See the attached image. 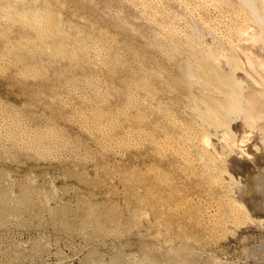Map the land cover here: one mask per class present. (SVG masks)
Segmentation results:
<instances>
[{"label":"rangeland","instance_id":"obj_1","mask_svg":"<svg viewBox=\"0 0 264 264\" xmlns=\"http://www.w3.org/2000/svg\"><path fill=\"white\" fill-rule=\"evenodd\" d=\"M13 1L16 0H0V11H1L0 15L2 16L3 19H5V20L0 19V22L2 21L3 23V24L0 23V27L1 25L7 27L9 24L13 23L11 24V26L9 25L10 27L9 26L7 27L8 29L10 28L8 30L10 31V33L6 31L7 28H5L6 29L5 31L3 26L0 28V32H1L0 38H3L2 36L5 35L9 36V37L5 36L3 38L5 41H3V39H0V52H1L0 55L2 54V56H0V58L2 59V60L0 59V73H1L0 75V178H1L0 191L2 190L0 195L5 196L4 198L3 196H0V204H1L0 205V264H149V263L150 264H179V263L180 264H264V207L263 209H261V206H264L263 205L264 201L262 200L264 198L263 195L264 191L261 192L258 189V188H260V190L264 189L263 187L264 185H260V184H264L261 183L262 181H264L263 179L264 166L257 169L256 168L250 169L249 166V164L251 165V163L255 161L257 157H260L261 155L260 147L262 146V144L260 143V139L258 140V137L256 136L257 134L255 135L253 133H249L246 127L247 122L250 123L253 117L264 115V22L258 19V18L264 19V0H37V1L35 0L37 3L36 2L34 3V0L33 3L31 2L32 0H28V1L22 0L24 2L18 0L17 2L12 3ZM247 1H249L250 4H248ZM21 4L23 5V7L21 6ZM8 8L11 10H8ZM32 8L34 9L32 10ZM13 9L14 11H12ZM28 9L31 16L29 15ZM22 11L24 14L23 17L22 15H20ZM33 11L35 12V14ZM40 11H42L43 14L40 13ZM53 11L56 12L55 13L56 15L54 14V16L52 15L54 13ZM4 12L6 13L3 14L4 15L3 16L2 13ZM16 12L17 14L15 16L12 15L13 13L15 14ZM57 13L60 14L61 17H59ZM7 14H9L8 15L9 16L8 18H10L9 20H7L8 19L6 16ZM41 16L42 17L44 16L43 22L40 20L42 19ZM19 17L22 18L20 19ZM80 17L81 18L83 17V21H79L82 20ZM23 18L24 20H22ZM49 18L51 20H49ZM54 19L57 23L54 21ZM61 19L62 20L64 19L66 24L65 23L62 24ZM84 19H86L85 20L86 24L84 23ZM17 20H20L18 22L21 23L19 24ZM57 20L59 21L61 20L60 23ZM9 21L12 22L10 23ZM13 21H15L16 25H14L15 23ZM47 21H49V24L52 21L51 22L52 26L51 24L49 26V24H47L48 23ZM54 23L55 25H58L56 30L58 34H56V32L53 31L54 29L53 30L51 29V27L53 28ZM70 23L72 24L70 25ZM22 24H24V27H22L23 26ZM26 25H28V27ZM59 26L60 28H63L64 26V28L61 30ZM28 28L30 31H34V33L30 32ZM65 29L67 30V32ZM63 30H65V33ZM235 30H237L238 32ZM52 31L55 33H53ZM70 31L72 33H70ZM3 32L5 35L2 34ZM40 32L41 35L39 34ZM50 32L53 33V37ZM61 32L63 34L59 35L61 34ZM76 33L77 35L79 34L78 37L75 36ZM65 34L68 37V38L66 37L68 41L64 40L66 39ZM68 35L69 36L72 35L74 38L72 36L69 37ZM23 36L24 39L21 38ZM56 36L58 37V40L60 36L63 37H60V40L58 42L55 41L57 39ZM18 38L19 40L21 38L20 43ZM26 38L29 39L32 38L31 39L32 42L29 39L28 41ZM51 38L53 40H51ZM84 39H86L87 42ZM12 40L14 42L17 41L18 42L13 43ZM42 40L45 42H42ZM46 40L48 41V43H46L47 42ZM76 40L80 42H78L77 44ZM6 41L8 43H6ZM64 41H66L67 45H65L66 43H64ZM27 43H29L30 48H28ZM1 44L2 45L4 44L3 49ZM12 44L13 47L15 46L14 48H16V46L18 45L19 46L17 47V49H14L12 47ZM54 44L57 45L53 47ZM80 44L81 46H79ZM70 45L71 46L77 45V46L76 48L75 47L72 48ZM48 47L49 50L47 52ZM62 47L65 48L66 51ZM44 48L46 49V51ZM81 48L83 49L81 50ZM95 48L97 49V51ZM10 49L12 50V52L13 51L15 52V50L17 51L15 52V54H13L12 52L10 53ZM67 50L68 51L71 50L69 51L70 53H68ZM79 50L81 52H79ZM92 50L95 51V53ZM43 51H45L46 54ZM55 52H57L56 53L57 55L55 54ZM72 52L74 53L72 54ZM131 52H134L135 54ZM84 53H88L89 55ZM42 54L45 57H43ZM76 54H78V56L81 57L83 60L79 58ZM37 55L39 56V58ZM48 57L49 59L52 57L53 58L50 59L49 61ZM74 57H76L78 63L76 62V59ZM11 58L12 60H9ZM45 58L49 61V67H48V63L46 64L44 62ZM68 58L69 59L71 58L70 60H68L69 62L67 61ZM7 59L9 62L7 61ZM26 59L29 61H27ZM32 59L34 60L35 63L33 61H32L33 63L31 62ZM57 59L59 60V62ZM85 59H86V63H85ZM89 59L90 61H87ZM52 60L54 63L52 62ZM26 61L28 62V65L26 64L27 63ZM108 61L110 62L108 63ZM227 61L230 62L232 61L233 63L235 61L234 64L236 65H234V67H236L237 69L236 68L234 69V67L230 69V67L233 66L231 65L233 63H229L231 66H229L228 68V65H226V63L228 64ZM212 62L215 63L217 67L213 65ZM29 63L31 64L29 65ZM113 64L114 67L111 66ZM210 64H212L214 68ZM38 65H40L39 68ZM94 65L96 66V68H94L95 67ZM13 66L16 68L14 69ZM22 66L24 67L21 68ZM118 66H121L122 68L119 69ZM187 66H190L192 70L193 68L194 70L196 69L195 70L196 74L194 73L196 75L195 79L197 80L196 78L197 76H198V80L202 78L201 81H207L209 84L208 86H215V85L221 86L218 85V83L214 81V79L216 80L215 78L216 75L217 78H220V77H226V74H227L226 78H228V76L230 75L229 78H233L236 81L239 80L238 83L239 82L242 83L241 84L242 88L240 92L241 95L240 105L243 110L242 112L239 110L238 112L239 114L236 112L237 115L234 113L235 116L234 115L231 116L232 118L234 117L233 119L230 117L232 119V123L230 122L229 125L230 128H232L231 131L233 132L235 131L234 132V134L236 135V136L234 135L235 138L245 139L244 148L245 150L246 148L247 150L249 149L246 154L250 156L249 157L250 160L247 159L246 161L244 159L245 160L244 161L243 159H241V161L238 160L237 162L236 159L234 161L231 159L230 161L229 158H227L226 156L225 161H222L224 157L218 158L214 154H211L210 157L209 156L210 154L207 153L203 154V151L201 150L202 144L199 143L201 142L200 140L202 139H197L198 142H196L195 140L196 138H201V136H203L201 134H205L203 133L204 130L202 129V126H200L202 125L200 120L201 118L198 116V114H196L195 109L191 108L193 106L191 105L190 101H189V105L191 106L189 107V105H187L188 104L187 101H185L186 99H184L186 97L188 99L187 86H186L187 84L185 83H188L189 80H187L184 75V68H186ZM46 67L48 68L45 69ZM90 68L92 69V71ZM210 68L212 69L210 70ZM16 69L18 71H16ZM87 69H89L91 73ZM47 70L48 72H46ZM110 70H115V71L112 72ZM207 70L210 73H208ZM213 70L215 74L214 72H212ZM13 71L17 72V73L14 72L16 76L13 75L12 73ZM53 71L56 72L54 73ZM59 71H61V73ZM104 71L106 73H104ZM126 71L128 73H126ZM42 72L44 73L42 74ZM24 73L26 74V77ZM21 74H23L24 76L22 75L23 76L22 77ZM52 74H54L55 76H53ZM18 75H20V78ZM131 75L134 76L136 75L134 77L135 78L134 81L132 80L133 76ZM29 76L32 77L30 78ZM49 76L51 77L49 78ZM73 76L74 78H72ZM108 76L112 81L109 80ZM113 77L115 78L112 79ZM129 77L131 80L129 79ZM101 78L103 79V81ZM136 78L138 82L136 81ZM126 79L133 81V83L129 82ZM73 80L76 82L74 83ZM118 80L120 81V83ZM198 80L196 82H198ZM47 81H49V83L51 84H48ZM108 82L111 83L107 84ZM123 82H125L124 83L125 86L124 84H122ZM13 83H14L13 85L14 88L12 86ZM108 85L110 88H108ZM191 86L193 93L197 94L199 92L198 95L199 96L201 95L202 98L203 97L207 98L208 95L211 94V92L213 93V91L217 93L215 94L214 92L215 95L213 96L219 95L221 91V89L218 87L217 88L215 87L214 89L208 87V90L210 91L209 92L207 91L206 87H204L205 89L203 87L201 88V85L199 86L195 82ZM256 86L259 87L256 88ZM94 87L97 88L95 89ZM117 88L119 89V93L117 91L118 90ZM111 89L114 91H112ZM134 89L136 90L139 89L138 91L141 92L138 93ZM126 91L128 92L125 94ZM35 93H37V95H35ZM38 93H40V95ZM106 93H108L109 95ZM120 93L122 95L124 93L125 96L124 95L122 96ZM110 94L111 96L113 95L112 96L113 98L110 97ZM184 94H186V96ZM44 97L45 99L46 97L50 99L47 98L48 101H46ZM53 98L54 100H52ZM160 98L161 101L159 102ZM106 99L108 100L106 101ZM124 99H126L125 103H124ZM156 99L159 100L157 101ZM167 99H169L170 102L169 100L167 102ZM25 103L26 105H24ZM99 103L100 104L102 103L101 106ZM168 103L170 105H168ZM95 105H98L99 108L98 106H96L97 108L96 109ZM105 105L110 107H106ZM125 105L126 106L128 105L127 108ZM131 105H133L134 108H132ZM103 107H105L107 114L101 116L105 113ZM94 110L95 112H93ZM134 110L136 111V113ZM224 110L220 111L221 115H224V112H226ZM110 111H113L115 114L113 115V113H110ZM158 111H160L159 113L161 116L158 115L159 113L157 114ZM100 112H103V114ZM123 112L124 113L126 112V115ZM140 112L143 113L141 114ZM181 112H183L184 114ZM129 113L132 115H130ZM139 113L141 115H139ZM155 113L156 116H154ZM98 114L100 115L101 118L99 117ZM117 114L119 118L117 117ZM150 114H152L153 116H151ZM122 115H125V117ZM127 115L129 116L127 117L128 119L126 118ZM142 115H144V117L146 118H151V119L148 120L144 118ZM194 115H196L198 118ZM106 116L110 118H107ZM131 116H132V120L130 118ZM77 117L78 118L80 117V119L78 120ZM94 117H96V119ZM102 117H106V118H102ZM160 117L161 118L164 117L166 121H164V119L162 121ZM169 117L170 119L172 117L171 119L172 122L171 120H169ZM141 118H144L142 119L143 121L141 120ZM89 119L91 120V122H89L90 121ZM101 119H103V121ZM110 119L112 120L110 121ZM126 119L128 120L127 123H126L127 121ZM114 120H116V123ZM181 120L183 121L181 122ZM11 121L13 122V124H10L12 123ZM14 121L15 123H17V125L14 123ZM118 121H120L121 123ZM136 121H138L137 124L135 123ZM147 121L149 122L146 123ZM160 121H162L161 122L162 124L159 123ZM176 121L179 124H177ZM80 122L82 124L83 123L84 124L87 123V124L82 125ZM94 122L96 123L98 122V124ZM107 122L110 124V126H108L109 124ZM164 122H166V124L168 125V126L166 125L168 129L166 128ZM89 123L90 124L92 123L93 125L95 124L97 128L93 127ZM156 123L158 124V126ZM192 123H195L196 125L193 124L194 129L191 128L192 129L191 130L190 127H193ZM78 124L81 125L79 126ZM139 124H141V126ZM170 124L171 125L174 124L172 125L173 127H171ZM117 125L120 127V129ZM161 125H164L165 128L164 126L161 127ZM103 126L104 127L106 126L107 128L106 127L104 128ZM137 126L140 128V130H138ZM121 127L123 129H121ZM124 127L125 130L129 129L128 127H130L129 129L130 131L126 130L127 131L126 132L124 130ZM156 127H158L157 130ZM5 128L6 130H4ZM110 128L113 130H110ZM178 128L182 129V130H178L180 131V134L177 132ZM96 129H98V131ZM132 129L134 131H131ZM16 130L17 131L19 130V132H16ZM185 130L186 133H184ZM193 130L194 131L196 130V134L199 133V135L197 136L196 134H194L195 132ZM8 131L10 132L8 133ZM152 131L155 132L154 136H153L154 132L151 135ZM165 131L167 132V136ZM170 131L177 132V134L175 132L172 133L174 135L176 134L175 136L179 135L180 137L177 136L179 137L177 138L174 135L172 136L169 135V133L172 134ZM188 131L189 132L191 131L190 133L191 135L189 134ZM91 132L94 134L90 135ZM97 132L99 134H97ZM108 132L110 133V135ZM111 132L114 134H111ZM130 132H132V134ZM125 133H127V135H125ZM13 134L15 135V137ZM128 134H131L132 136ZM141 134L144 136H142ZM192 134L196 136V137L194 136L195 139L192 137L193 136ZM11 135H13V137ZM148 135L151 137H149ZM184 135L188 137H185ZM9 136L10 138L8 140ZM96 137L99 139H97ZM105 137L107 138V140ZM131 137L133 139H131ZM143 137H145V139ZM167 138H169V141ZM172 138L175 139L172 140ZM185 138H187V140L184 141ZM211 138L215 139L214 136ZM117 139H121L120 140L121 143H119V140ZM154 139H157L158 141ZM22 140L23 141L25 140L24 141L25 143H23ZM101 140L104 141L101 142ZM123 140L125 141L124 144H123L124 142ZM143 140L146 141L147 143L144 142ZM18 141L19 143H17ZM31 141L33 142L31 143ZM113 141H115V143ZM126 141L128 142V144ZM149 141L151 142L153 141L152 144ZM187 141L190 142L188 143ZM29 142L31 145L29 144ZM99 142L101 144H99ZM164 142H168L165 143L168 144V146L164 145ZM186 142L189 147H186L187 146ZM192 142L193 144L190 145V143ZM140 143L142 147H140ZM23 144L24 147H22ZM102 144H104V146ZM162 144L164 146H161ZM12 145L14 146L13 148L11 147ZM144 145L146 146V148ZM152 145H154V149H152L153 148ZM156 145L157 146L160 145L159 147L161 149H159V147L157 149ZM171 145H172V149H170ZM181 145L184 148H182ZM254 145H256V147L258 148L256 149L252 148ZM121 146L123 147L121 148ZM125 146L127 149L124 148ZM150 146L151 148H149ZM173 146L174 147L178 146L179 149H176L177 147L173 148ZM197 146L199 147L198 149ZM27 148L31 151L29 152L27 150L26 153L25 149ZM165 148L167 151L169 150L170 152L169 151L166 152ZM122 149H124L125 152ZM151 149L154 150L156 153H154V151H152ZM193 149L194 150L197 149V150L194 151ZM130 150L133 151L130 152ZM199 150H201V152ZM254 150L257 152H255ZM23 151L25 153H23ZM120 151L123 155L120 153ZM146 152H148L147 153L148 155L146 154ZM159 152L160 153L163 152V153L160 154ZM114 153H116L117 155ZM174 153L176 154V156L174 155ZM180 153L184 155V157L181 156ZM218 153L221 154L222 151L221 153L220 151H218ZM143 154H145V156ZM201 154L204 155L203 158L204 160L199 159ZM188 155L191 157H189ZM197 155L199 156L196 157ZM212 155H214L216 159ZM158 156L160 157V159H158L159 158ZM182 158H183L182 160L183 162L181 161ZM155 159L158 160L159 162L156 161ZM161 159H162V163H161ZM173 161L175 162L174 164H176L177 166L173 164ZM232 161L234 165H232L233 164ZM170 162H172L171 165ZM220 162H224V163L221 164ZM148 163L149 164L153 163V164L149 165ZM189 163H191L193 167L195 166V169L196 168L197 169L194 170V168L191 167L192 165ZM262 163H264V160ZM183 164L184 165L189 164L185 166V169L187 170V171L184 170L185 172L183 171L182 168L184 167ZM168 166L172 169H170ZM205 166L206 167L209 166L208 172L206 171ZM186 167L189 169V171ZM240 167L241 168L243 167V169L241 170ZM144 168H148V169H144ZM154 168L158 172L156 170H153ZM173 168L175 171L173 170ZM179 169L182 171V173L180 172ZM146 170H150V171L152 170L154 173L152 171H151L152 173H150V171H146ZM244 171L246 174H248V176L244 173ZM144 172L145 174H143ZM6 173H8V176ZM162 173L166 176L165 178L168 177L169 179L167 178L168 179L167 180L163 178L164 175ZM168 173L170 174L173 173V174L169 176ZM183 173H185L186 175ZM188 173L190 175H187ZM128 174L130 176H126ZM152 174H154V176ZM155 174L158 175L156 176ZM184 175H185V179H184ZM257 175L258 176L262 175L261 177L262 179H260V177H258ZM142 176L143 177L145 176V178H143ZM128 177H131V180ZM121 178L122 179L126 178L125 180H127L128 182L124 181V179L122 180ZM158 178L159 180H157ZM225 178L229 180H226ZM249 178L250 180H252L253 178L254 183L256 182L255 184L256 186H258L257 188L256 187L254 188L255 184L252 181H250ZM177 179L178 181H176ZM199 179L200 180L202 179V181H200ZM7 180L9 181L7 182ZM160 180L162 183L159 182ZM166 180L167 181L170 180V181L167 182ZM189 180L192 183L189 182ZM163 181L165 182L163 183ZM197 181L198 183L199 182L200 183L198 184ZM257 181H260L258 182V185H257ZM4 182L6 185H4ZM10 182L13 183L16 188L13 186V184H9ZM174 182L175 185L177 186L174 185ZM177 182L178 184H176ZM165 183L168 185L170 184L169 186L167 185L169 187L168 189L167 186H164ZM196 184H198V186ZM173 185L175 189L172 188ZM228 185H231L230 187L233 186L234 188L233 187L229 188ZM4 186L5 187L8 186L9 188L10 187L11 188L9 189L7 187L8 189L6 188L5 191ZM23 186H25V190ZM186 186H188L189 189ZM193 186L195 187V189ZM247 187H249L248 190ZM251 187L252 190L254 188V195H256V197L259 195V197L257 198L253 196L255 198L256 203H254L253 200L254 198L250 195L251 192L253 193L252 190L250 191ZM27 188L28 191H26ZM33 189L36 191H34ZM184 189L187 190L185 191ZM255 189L257 190L255 191ZM172 190L173 191L179 190L178 191L179 194L176 191L174 194ZM4 191L6 192V194H3ZM19 191L20 193H18ZM209 191H211V193ZM9 192L11 197H15V198L17 197V198L16 199L10 198L8 194ZM42 192H44L45 195H43L44 193ZM203 192H205V194ZM222 192L223 193L225 192L224 194L226 196L224 194L221 195ZM11 193L13 194L15 193V194L13 195ZM166 193L168 194V196ZM6 195H8L9 198ZM39 195L40 196L43 195L42 197L44 198L40 197ZM190 195L191 197H189ZM135 196H139L140 199H142L143 196H145L143 198L144 204L142 206L139 205ZM208 196L210 198H208ZM247 196H248L247 199L249 198L251 199L247 200L246 199ZM6 197L9 199V201L10 199L12 200L9 202ZM19 197H20V202H19ZM1 198L5 199V203L2 202L3 200ZM178 198L179 200H183V203L186 202L185 203L186 207L181 201L179 202ZM196 198L198 200H196ZM259 198H261L260 203H259ZM29 199L31 201H29ZM199 199L200 202H198ZM208 200L210 202H208ZM13 201L18 203L15 204L13 203ZM30 202L31 203L35 202L36 204H30ZM126 202L128 203V208ZM212 202L214 203V205H210V203L212 204ZM26 203L28 205V208H30L29 211L28 210L26 211V209H28L26 207ZM199 203H200V207L202 208L208 205L206 206V208H203L205 211H203L202 208H199ZM235 203L238 205H236ZM172 204L176 205L175 207L177 208L174 209V206H172ZM180 204L184 208L179 206ZM231 204L233 205V207ZM12 205H14V207ZM190 205H193L192 208L190 207ZM194 205H197L198 207L196 208ZM15 206L18 208V210L16 209ZM89 206H91L90 208L92 210L89 208ZM10 207H13L12 208L13 210ZM94 207H96L97 209ZM129 208L130 211L128 210ZM14 210L18 212L16 213ZM32 210L35 211L33 212ZM84 210H86L87 212ZM133 210H135L134 212L136 214H133L132 212ZM141 211L143 214H145L144 216L143 214H141ZM181 211L184 214H182ZM128 212L129 214H127ZM203 212L206 213L203 214ZM12 213L13 215H11ZM169 213H171L173 217ZM229 213H231L232 215ZM14 214L17 216H15ZM147 214L148 216H146ZM135 215L138 220L135 218ZM141 215L143 217H141ZM180 215H182L183 217L181 216L182 217L181 218ZM132 216H134V218ZM84 217L86 220L84 219ZM94 217H97L95 219L98 220L101 226L98 222H96V220L93 219ZM139 217L143 219H140ZM185 217L187 220L184 219ZM111 218L112 220H110ZM188 219L189 222H187ZM114 220L115 221L117 220L118 222H115ZM139 220H141L142 222ZM145 220L149 224H146ZM119 221L122 222L120 223ZM221 221L222 222L224 221L223 224ZM162 222L163 224L165 223L166 226L165 224L163 225ZM166 222H168V224ZM218 222L222 225H220ZM160 223L162 226L160 225ZM192 223L198 226L194 227L195 225L193 226ZM176 224L178 225V227L176 226ZM191 226H193L192 229L190 228ZM162 227L165 228L163 229ZM184 227L186 228V230ZM99 228L100 230H98ZM196 228H198V230H196ZM152 229L156 231L154 232V230ZM148 230H150V233L148 232ZM187 230L190 231V234ZM185 231L188 232V234ZM168 233L170 234L168 235ZM185 237L187 238L186 240H184ZM170 241H172L173 243ZM166 243L168 245L170 243L172 246L171 245L168 246ZM163 244H166L165 245L166 247ZM170 249L173 251H171ZM176 249L179 251H177ZM172 252L173 253L176 252L177 254L176 253L173 254ZM169 254H171V256Z\"/></svg>","mask_w":264,"mask_h":264},{"label":"bare ground","instance_id":"obj_2","mask_svg":"<svg viewBox=\"0 0 264 264\" xmlns=\"http://www.w3.org/2000/svg\"><path fill=\"white\" fill-rule=\"evenodd\" d=\"M17 1H18V0L13 1L12 3L17 2ZM21 1H22V0H21ZM27 1H28V0H27ZM36 1H37V0H36ZM36 1L34 0V3H35ZM10 2H11V1H10ZM22 2H24V1H22ZM25 2H26V1H25ZM31 2L33 3V0H32ZM31 2H29V3H31ZM7 3H8V1H7ZM18 3H19V2H18ZM36 3H37V2H36ZM247 3L250 4L249 1H247ZM9 4H10V3H9ZM36 5H37V4H36ZM216 5H217V4H216ZM246 5H247V4H246ZM12 6H13V5H12ZM21 6L23 7L22 4H21ZM29 6H30V5H29ZM29 6H28V8H29ZM31 6H32V4H31ZM33 7H34V5H33ZM44 7H45V6H44ZM9 8H10V7H9ZM9 8H8V10H11V9H9ZM215 8H216V7H215ZM33 9H34V8H32V10H33ZM35 9H36V8H35ZM37 9H39V8H37ZM48 9H49V8H48ZM40 10H41V9H40ZM2 11H4V10H2ZM12 11H14V9H13ZM30 11H31V10H30ZM34 11H35V10H34ZM34 11H33V12H34ZM28 12H29V9H28ZM31 12H32V11H31ZM37 12H38V11H37ZM37 12H36V13H37ZM49 12H50V11H49ZM51 12H52V11H51ZM53 12H54V11H53ZM229 12H230V11H229ZM229 12H228V13H229ZM0 13H1V11H0ZM5 13H6V12L2 13V15L5 14ZM7 13H8V12H7ZM24 13H25V12H24ZM40 13H42V11H40ZM55 13H56V12H54L52 15L54 16ZM228 13H227V14H228ZM16 14H17V12H16L15 14L13 13L12 15L15 16ZM34 14H35V12H34ZM38 14H39V13H38ZM38 14H37V15H38ZM42 14H43V13H42ZM49 14H50V13H49ZM57 14H58V13H57ZM151 14H152V13H151ZM258 14H259V13H258ZM8 15H9V14L6 15L7 18L9 17ZM18 15H19V14H18ZM20 15H22V17L24 16L23 11H22V13H21ZM27 15H28V14H27ZM29 15H30V12H29ZM55 15H56V14H55ZM228 15H229V14H228ZM234 15H235V14H234ZM0 16H1V15H0ZM3 16H4V15H3ZM14 16H13V17H14ZM30 16H31V15H30ZM45 16H46V15H45ZM49 16H50V15H49ZM58 16L61 17L60 14H58ZM146 16H147V15H146ZM261 16H262V15H261ZM11 17H12V16H11ZM22 17H21V18H22ZM41 17H42V16H41ZM43 17H44V16H43ZM43 17H42V19H40L42 22H43V20H44ZM50 17H51V16H50ZM143 17H144V16H143ZM256 17H257V16H256ZM7 18H6V19H7ZM15 18H16V17H15ZM19 18H20V17H19ZM21 18H20V19H21ZM24 18H25V17H24ZM24 18H23L22 20H24ZM52 18H54V17H52ZM78 18H79V17H78ZM80 18H81V17H80ZM257 18H258V17H257ZM0 19H3L2 16H1ZM9 19H10V18H8L7 20H9ZM11 19H12V18H11ZM45 19H46V17H45ZM56 19H57V18H56ZM58 19H59V18H58ZM81 19H82V20H79V19H78V20H79V21H83V17H82ZM148 19H149V18H148ZM236 19H237V18H236ZM238 19H239V18H238ZM258 19H259L260 21H263V22H264V19H263V18H258ZM3 20H5V19H3ZM14 20H15V19H14ZM49 20H51V19L49 18ZM61 20H62V19H61ZM61 20H60V21H61ZM85 20H86V19H84V23L86 24ZM228 20H229V19H228ZM228 20H227V21H228ZM18 21H20V20H17V22H18ZM25 21H26V20H25ZM32 21H33V20H32ZM38 21H39V20H38ZM38 21H37V22H38ZM54 21H55V19H54ZM57 21L60 23L59 20H57ZM62 21H63V22H62ZM62 21H61L62 24L65 23L64 19H63ZM9 22L11 23L12 21H9ZM9 22H8V23H9ZM13 22L15 23V21H13ZM39 22H40V21H39ZM47 22H48V23H47ZM47 22H46V23L49 24V21H47ZM51 22H52V21H51ZM51 22H50V24H51ZM55 22H56V21H55ZM88 22H89V21H88ZM88 22H87V23H88ZM0 23H2V21H1ZM18 23H19V22H18ZM20 23H21V22H20ZM20 23H19V24H20ZM22 23H24V22H22ZM32 23H33V22H32ZM56 23H57V22H56ZM67 23H68V22H67ZM238 23H239V22H238ZM2 24H3V23H2ZM11 24H13V23H11ZM11 24H9V25L11 26ZM34 24H35V21H34ZM50 24H49V26H50ZM65 24H66V23H65ZM71 24H72V23H70V25H71ZM4 25H5V23H4ZM7 25H8V24H7ZM7 25H6V26H7ZM9 25H8V26H9ZM14 25H16V23H15ZM22 25H23V26H22ZM22 25H20V26L24 27V24H22ZM39 25H40V24H39ZM68 25H69V24H68ZM68 25H67V26H68ZM152 25H154V24H152ZM227 25H228V24H227ZM229 25H230V24H229ZM2 26H3V25H1V27H2ZM8 26H7V27H8ZM10 26H9V27H10ZM20 26H19V27H20ZM26 26L28 27V25H26ZM41 26H42V25H41ZM51 26H52V24H51ZM57 26H58V25H55V23H54V24H53V28L51 27V29H52V30L54 29L53 31L56 32V30H57ZM60 26H61V25H60ZM60 26H59V28H60ZM72 26H73V25H72ZM1 27H0V28H1ZM3 27H4V31H5V30H6L5 28H7V27H5V26H3ZM19 27H18V28H19ZM31 27H33V26H31ZM36 27H37V26H36ZM39 27H40V26H39ZM12 28H13V27H12ZM12 28H11V29H12ZM63 28H64V26H63ZM63 28H60V29L62 30ZM73 28H74V27H73ZM73 28H72V30H73ZM226 28H227V27H226ZM9 29H10V28H9ZM9 29L7 28L6 31H8ZM22 29H25V28H22ZM40 29H41V28H40ZM49 29H50V28H49ZM49 29H48V30H49ZM60 29H59V30H60ZM74 29H75V28H74ZM1 30H2V29H1ZM28 30H29V28H28ZM65 30H66V29H65ZM65 30H63L64 33H65ZM75 30H76V29H75ZM230 30H231V29H230ZM2 31H3V30H2ZM21 31H22V30H21ZM29 31H30V30H29ZM29 31H28V32H29ZM44 31H45V29H44ZM53 31H52V32H53ZM219 31H220V30H219ZM235 31H237V30H235ZM235 31H234V32H235ZM8 32L10 33V31H8ZM25 32H26V31H25ZM30 32H33V33H34V31H30ZM36 32H37V31H36ZM52 32H50V33L52 34V37H53V33H55V32H53V33H52ZM58 32H59V31H58ZM66 32H67V30H66ZM75 32H76V31H75ZM75 32H74V33H75ZM227 32H228V31H227ZM237 32H238V31H237ZM5 33H6V32H5ZM12 33H13V32H12ZM44 33H45V32H44ZM44 33H42V34H44ZM48 33H49V32H48ZM70 33H72V32L70 31ZM0 34H1V32H0ZM2 34H4V32H3ZM24 34H26V33H24ZM35 34H36V33H35ZM39 34L41 35V32H40ZM56 34H58V33L56 32ZM62 34H63V33L61 32V34H59V35H62ZM212 34H213V33H212ZM4 35H5V34H4ZM20 35H23V34H20ZM59 35H58V36H59ZM78 35H79V34H78ZM78 35H77V33L75 34V36H77V37H78ZM5 36H7V35H5ZM5 36H2V37L4 38ZM18 36H19V35H18ZM26 36H27V35H26ZM26 36H25V37H26ZM30 36H31V35H30ZM37 36H38V35H37ZM45 36H46V35H45ZM50 36H51V35H50ZM50 36H49V37H50ZM68 36H69V35H68ZM71 36H72V35H71ZM71 36H69V37H71ZM7 37H9V36H7ZM19 37H20V36H19ZM27 37H28V36H27ZM34 37H35V36H34ZM56 37H57V36H56ZM60 37H63V36H60ZM60 37H59V40H60ZM66 37H67V35L65 34V38H66ZM72 37H73V36H72ZM3 38H0V39H3ZM21 38L24 39V36L21 37ZM21 38H20V40H21ZM35 38H36V37H35ZM35 38H34V39H35ZM67 38H68V37H67ZM67 38L64 39V40L68 41ZM73 38H74V37H73ZM83 38H84V37H83ZM7 39H8V38H7ZM26 39L28 40L29 38H26ZM31 39H32V38H31ZM31 39H29V40L31 41ZM38 39H39V37H38ZM45 39H46V38H45ZM18 40H19V38H18ZM20 40H19V43H20ZM29 40H28V41H29ZM49 40H50V39H49ZM51 40H53V39L51 38ZM59 40H58V37H57V39H56L55 41H58V42H59ZM62 40H63V39H62ZM78 40H80V39H78ZM84 40L86 41V39H84ZM84 40H83V41H84ZM3 41H5V40L3 39ZM12 41H13V40H12ZM15 41H16V40H15ZM46 41H47V40H46ZM66 41H64V43H66ZM73 41H75V40H73ZM73 41H71V42H73ZM76 41H77V40H76ZM17 42H18V41H17ZM17 42H14V41H13V43H17ZM21 42H22V41H21ZM24 42H25V41H24ZM24 42H23V43H24ZM31 42H32V41H31ZM34 42H35V41H34ZM42 42H45V41L42 40ZM78 42H80V41H77V44H78ZM86 42H87V41H86ZM6 43H8V42L6 41ZM36 43H37V41H36ZM46 43H48V41H47ZM49 43H50V41H49ZM74 43H75V42H74ZM74 43H73V45H74ZM9 44H10V42H9ZM21 44H22V43H21ZM21 44H20V45H21ZM27 44H28V48H30V47H29V43H27ZM30 44H31V43H30ZM33 44H34V43H33ZM60 44H61V42H60ZM69 44H70V42H69ZM85 44H86V43H85ZM1 45H2V44H1ZM3 45H4V44H3ZM3 45H2V49H3V47H4ZM14 45H15V44H14ZM39 45H40V44H39ZM42 45H43V43H42ZM56 45H57V44H56ZM56 45L54 44L53 47H55ZM63 45H64V44H63ZM65 45H67V43H66ZM90 45H92V44H90ZM18 46H19V45H18ZM18 46H16V48H14L15 46L13 47V44H12V47H13L14 49H17ZM24 46H25V45H24ZM24 46H23V47H24ZM47 46H48V44H47ZM70 46H71V45H70ZM76 46H77V45H76ZM76 46H71V47H72V48H73V47L76 48ZM79 46H81V44H80ZM5 47H7V46H5ZM9 47H11V46H9ZM25 47H26V46H25ZM31 47H32V45H31ZM36 47H37V46H36ZM40 47H41V46H40ZM40 47H39V48H40ZM42 47H43V46H42ZM49 47H51V46H49ZM49 47H48V49H47V52H48V50H49ZM68 47H69V46H68ZM85 47H86V46H85ZM88 47H89V46H88ZM33 48H34V46H33ZM57 48H58V47H57ZM59 48H60V47H59ZM62 48H63V47H62ZM72 48H71V50H72ZM77 48H79V47H77ZM86 48H87V47H86ZM93 48H94V46H93ZM93 48H92V49H93ZM97 48H98V47H97ZM14 49H13V50H14ZM37 49H38V48H37ZM44 49H45V48H44ZM63 49H65V48H63ZM68 49H70V48H68ZM82 49H83V48H81V50H82ZM87 49H88V48H87ZM95 49H96V48H95ZM98 49H99V48H98ZM33 50H34V49H33ZM38 50H39V49H38ZM42 50H43V48H42ZM42 50H41V51H42ZM71 50H69V51H71ZM88 50H89V49H88ZM102 50H103V49H102ZM102 50H100V51H102ZM128 50H129V49H128ZM16 51H17V50H15V52H16ZM45 51H46V49H45ZM45 51H43V52L46 54ZM62 51H63V50H62ZM65 51H66V49H65ZM67 51H68V50H67ZM69 51H68V53H70ZM76 51H77V50H76ZM86 51H87V50H86ZM92 51H93V50H92ZM92 51H91V52H92ZM96 51H97V49H96ZM2 52H3V51H2ZM8 52H9V50H8ZM11 52H12V50L10 49V53H11ZM15 52L13 51L12 53L15 54ZM21 52H22V51H21ZM21 52H18V53H21ZM37 52H38V51H37ZM79 52H81V51L79 50ZM84 52H85V51H84ZM89 52H90V51H89ZM89 52H88V53H89ZM93 52L95 53V51H93ZM0 53H1V52H0ZM10 53H9V54H10ZM22 53H23V52H22ZM32 53H33V52H32ZM35 53H36V50H35ZM41 53H42V52H41ZM44 53H43V54H44ZM49 53H50V52H49ZM56 53H57V52H55V54H56ZM59 53H60V52H59ZM66 53H67V52H66ZM73 53H74V52H72V54H73ZM75 53H77V52H75ZM82 53H83V52H82ZM88 53H84V54H88ZM131 53H134V52H131ZM16 54H17V53H16ZM38 54H39V53H38ZM43 54H42V56H43ZM55 54H54V55H55ZM91 54H92V53H91ZM134 54H135V53H134ZM20 55H22V54H20ZM20 55H19V56H20ZM39 55H40V54H39ZM52 55H53V54H52ZM52 55H51V56H52ZM56 55H57V54H56ZM58 55H59V54H58ZM76 55L78 56V54H76ZM88 55H89V54H88ZM92 55H93V54H92ZM92 55H91V56H92ZM0 56H2V54H1ZM9 56H10V55H9ZM37 56H38V55H37ZM81 56H82V55H81ZM97 56H98V55H97ZM11 57H12V56H11ZM33 57H34V56H33ZM43 57H45V56H43ZM46 57H47V55H46ZM49 57H50V56H49ZM49 57H48V60L50 61V59H52L53 57L50 58V59H49ZM65 57H66V55H65ZM72 57H73V56H72ZM78 57H79V56H78ZM78 57H77V58H78ZM123 57H124V56H123ZM4 58H5V57H4ZM8 58H9V57H8ZM15 58H16V57H15ZM26 58H27V57H26ZM28 58H29V57H28ZM38 58H39V56H38ZM41 58H42V57H41ZM41 58H40V59H41ZM56 58H57V57H56ZM74 58L76 59V57H74ZM79 58H81V57H79ZM84 58H85V57H84ZM91 58H92V57H91ZM219 58H220V57H219ZM0 59H1V58H0ZM5 59H6V58H5ZM21 59H22V58H21ZM70 59H71V58H70ZM70 59L68 58L67 61L70 60ZM81 59H82V58H81ZM87 59H88V58H87ZM93 59H94V58H93ZM93 59H92V60H93ZM97 59H98V58H97ZM108 59H109V58H108ZM136 59H137V57H136ZM215 59H216V58H215ZM232 59H233V58H232ZM1 60H2V59H1ZM9 60H12V58L9 59ZM26 60H27V59H26ZM45 60H46V61H45ZM45 60H44V62H45L46 64L48 63V67H49V61H48L46 58H45ZM54 60H55V59H54ZM57 60H58V59H57ZM65 60H66V59H65ZM82 60H83V59H82ZM106 60H107V59H106ZM106 60H105V61H106ZM227 60H228V59H227ZM230 60H231V59H230ZM7 61H8V59H7ZM19 61H20V60H19ZM27 61H29V60H27ZM27 61H26V62H27ZM32 61L34 62L33 59L31 60V62H32ZM36 61H37V59H36ZM47 61H48V62H47ZM72 61H73V60H72ZM87 61H90V59L87 60ZM95 61H96V60H95ZM110 61H111V60H110ZM110 61H108V63H109ZM232 61H233V60H232ZM232 61H231V62H230V61H227L228 64L226 63V65H228V68H229V66L233 65L232 67H230V69L233 68L234 65H236V64H234L235 61H234V63H233ZM8 62H9V61H8ZM14 62H15V61H14ZM33 62H32V63H33ZM39 62H41V61H39ZM42 62H43V61H42ZM52 62H53V60H52ZM58 62H59V60H58ZM63 62H64V60H63ZM68 62H69V61H68ZM76 62L78 63V60H77V59H76ZM76 62H75V63H76ZM91 62H92V61H91ZM93 62H94V61H93ZM98 62H99V61H98ZM111 62H112V61H111ZM215 62H216V61H215ZM19 63H20V62H19ZM24 63H25V62H24ZM34 63H35V62H34ZM53 63H54V62H53ZM53 63H52V64H53ZM55 63H56V62H55ZM83 63H84V62H83ZM85 63H86V59H85ZM212 63H213V62H212ZM229 63H233V64L230 65ZM26 64L28 65V62H27ZM30 64H31V63H29V65H30ZM50 64H51V62H50ZM68 64H69V63H68ZM68 64H66V65H68ZM87 64H89V63H87ZM87 64H86V65H87ZM96 64H98V63H96ZM24 65H25V64H24ZM44 65H45V64H44ZM53 65H54V64H53ZM66 65H65V66H66ZM83 65H84V64H83ZM86 65H85V66H86ZM104 65H105V64H104ZM118 65H119V64H118ZM120 65H121V64H120ZM210 65H212V64H210ZM210 65H209V66H210ZM213 65H215V63H213ZM213 65H212V66H213ZM9 66H10V65H9ZM11 66H12V65H11ZM39 66H40V65H38V68H39ZM70 66H71V65H70ZM92 66H93V65H92ZM94 66H95V65H94ZM101 66H102V65H101ZM111 66L114 67V64L111 65ZM122 66H123V65H122ZM184 66H185V65H184ZM215 66H216V65H215ZM13 67H14V66H13ZM13 67H11V68H13ZM23 67H24V66H22L21 68H23ZM44 67H45V66H44ZM48 67H46L45 69H47ZM90 67H91V66H90ZM177 67H178V66H177ZM216 67H217V66H216ZM15 68H16V67H14V69H15ZM55 68H56V67H55ZM58 68H59V67H58ZM58 68H57V69H58ZM61 68H62V67H61ZM85 68H86V67H85ZM94 68H96V66H95ZM115 68H116V67H115ZM118 68L121 69L122 67H121V66H118ZM118 68H117V69H118ZM204 68H205V67H204ZM213 68H214V66H213ZM235 68H236V67H234V69H235ZM29 69H30V68H29ZM51 69H52V68H51ZM67 69H68V68H67ZM79 69H80V68H79ZM90 69H91V68H90ZM106 69H108V68H106ZM110 69H111V68H110ZM113 69H114V68H113ZM180 69H181V68H180ZM202 69H203V68H202ZM211 69H212V68H210V70H211ZM218 69H219V68H218ZM236 69H237V68H236ZM35 70H36V69H35ZM37 70H38V69H37ZM39 70H40V69H39ZM41 70H42V68H41ZM52 70H53V69H52ZM52 70H51V71H52ZM63 70H64V69H63ZM81 70H82V69H81ZM85 70H86V69H85ZM87 70H89V69H87ZM93 70H94V69H93ZM122 70H125V69H122ZM182 70H183V69H182ZM193 70H194V68H193ZM193 70H192V68H191L190 66H187L186 68H184V75H185V78H186L187 80H189V81H188V83H185V84H187L186 86H187V96H188V99H187V97H186V98L183 97V98L186 99L185 101H187V103H188L187 105H189V101H190L191 105L193 106V107H191V108L195 109L196 114H198V116L201 118V119L199 118V119L201 120V124H202V125H200V126H202V129L204 130L203 133H205V134H201V132H200V134L203 135V136H201V138H196V139H195V138H194L195 135H193V134H192V135H193L192 137L196 140V142H198L197 139H202V140H200L201 142H199L200 144H202V148H201V150L203 151V154H204V153L210 154V155H209L210 157H211V154H214V155H215L216 157H218V158H223V157H224L223 160L220 159V160H222V161H225V157H226V156H227V158H229L230 161H231V159H232L233 161L236 159L237 162H238V160L241 161V159H243V160L245 159L246 161H247V159L250 160V158H249L250 156L246 154V153L248 152L249 149L247 150V148H246V150H247V151H246L245 148H244L245 139L235 138V136H236V135L234 134L235 131H234V132L231 131L232 128H230V125H229L230 122L232 123V119L234 118V117L232 118L231 116H232V115L235 116L236 112L238 113L239 110L242 112V110H243V109L241 108V105H240V102H241V98H240L241 95H240V92H241V88H242V87H241V84H242V83H240V82L238 83V81H239L238 79H237L238 81H236V80L233 79V78H229L230 75L228 76V78H226V77H227V74H226V77H220V78H217V75H216V77H215L216 80L213 78L214 81H216V82L218 83V85H221V86H216V85H215V86H208V85H209L208 82H207V81H201L202 78H201L200 80H198V76L196 77L197 80H198V82H196V81H197V80L195 79V76H196V75H195V74H196V71H195V70H196V69L194 70L195 72H194ZM208 70H209V69H208ZM208 70H207V71H208ZM228 70H229V69H228ZM16 71H18V70L16 69ZM19 71H20V70H19ZM43 71H44V70H43ZM91 71H92V69H91ZM110 71L113 72V71H115V70H110ZM118 71H119V70H118ZM120 71H121V70H120ZM14 72H15V71L12 72L13 75H15ZM20 72H21V71H20ZM39 72H40V71H39ZM46 72H48V70H47ZM53 72H54V71H53ZM53 72H52V73H53ZM55 72H56V71H55ZM55 72H54V73H55ZM59 72L61 73V71H59ZM59 72H57V73H59ZM89 72H90V70H89ZM107 72H108V71H107ZM112 72H111V73H112ZM124 72H125V71H124ZM180 72H181V71H180ZM212 72H214V70H213ZM219 72H220V71H219ZM236 72H237V71H236ZM15 73H17V72H15ZM27 73H28V72H27ZM43 73H44V72H42V74H43ZM63 73H64V71H63ZM65 73H66V70H65ZM90 73H91V72H90ZM104 73H106V72L104 71ZM111 73H110V74H111ZM126 73H128V72L126 71ZM194 73H195V74H194ZM208 73H210V72L208 71ZM220 73H221V72H220ZM18 74H19V73H18ZM24 74H25V73H24ZM33 74H34V73H33ZM36 74H37V73H36ZM42 74H41V75H42ZM47 74H48V73H47ZM50 74H51V73H50ZM113 74H114V73H113ZM214 74H215V72H214ZM228 74H229V73H228ZM0 75H1V73H0ZM22 75H23V74H21V76H22ZM27 75H28V74H27ZM39 75H40V74H39ZM45 75H46V74H45ZM52 75L55 76L54 74H52ZM64 75H65V74H64ZM77 75H78V74H77ZM107 75H108V73H107ZM114 75H115V74H114ZM114 75H112V76H114ZM15 76H16V75H15ZM18 76H19V78H20V75H18ZM18 76H17V77H18ZM23 76H24V75H23ZM23 76H22V77H23ZM42 76H43V75H42ZM74 76H75V75H74ZM74 76H73L72 78H74ZM78 76H79V75H78ZM102 76H103V75H102ZM105 76H106V75H105ZM124 76H125V75H124ZM129 76H130V75H129ZM131 76H133L132 80L134 81V79H135L134 77H135L136 75H135V76H134V75H131ZM205 76H206V75H205ZM12 77H13V76H12ZM22 77H21V78H22ZM25 77H26V74H25ZM29 77H30V76H29ZM31 77H32V76H31ZM31 77H30V78H31ZM36 77H37V76H36ZM46 77H47V76H46ZM50 77H51V76H49V78H50ZM94 77H95V76H94ZM108 77H109V76H108ZM116 77H117V76H116ZM119 77H120V76H119ZM206 77H207V76H206ZM235 77H236V76H235ZM27 78H28V77H27ZM42 78H43V77H42ZM49 78H48V79H49ZM104 78H105V77H104ZM114 78H115V77H113L112 79H114ZM117 78H118V77H117ZM120 78H121V77H120ZM25 79H26V78H25ZM33 79H34V78H33ZM75 79H76V78H75ZM81 79H82V78H81ZM83 79H84V78H83ZM87 79H88V78H87ZM101 79H102V78H101ZM118 79H119V78H118ZM124 79H125V78H124ZM129 79H130V77H129ZM129 79H126V80H128L129 82H132V83H133V81H130L131 79H130V80H129ZM205 79H206V78H205ZM207 79H208V78H207ZM13 80H14V79H13ZM35 80H36V79H35ZM39 80H41V79H39ZM39 80H38V81H39ZM109 80L112 81V80L110 79V77H109ZM109 80H108V81H109ZM119 80H120V79H119ZM119 80H118V81H119ZM9 81H10V80H9ZM24 81H25V80H24ZM32 81H33V80H32ZM38 81H37V82H38ZM43 81H44V79H43ZM51 81H52V79H51ZM73 81H74V80H73ZM77 81H79V80H77ZM102 81H103V79H102ZM120 81H121V80H120ZM120 81H119V83H120ZM136 81L138 82L137 78H136ZM200 81H201V82H200ZM209 81H210V80H209ZM214 81H213V83H214ZM16 82H17V81H16ZM37 82H36V83H37ZM40 82H41V81H40ZM75 82H76V81H74V83H75ZM129 82H128V83H129ZM137 82H136V83H137ZM194 82L197 83V85H199V86L201 85V88H202V87H203V88L206 87L207 91H209V90H208V87H210L211 89H214L215 87H216V88L218 87V88L221 89V91H220L219 95L213 96V95L217 94L215 91H213V93L211 92V94H209L207 98H206V97H203V98H202L201 95H200V96L198 95L199 92H198L197 94L193 93V90H192V86H191V85H193ZM8 83H9V82H8ZM47 83H48V84H51V83H49V81H47ZM78 83H79V82H78ZM80 83H81V82H80ZM105 83H106V82H105ZM109 83H111V82H108L107 84H109ZM124 83H125V82H123L122 84H124ZM136 83H135V84H136ZM198 83H199V84H198ZM22 84H23V82H22ZM24 84H25V83H24ZM52 84H53V83H52ZM56 84H57V83H56ZM68 84H69V83H68ZM130 84H131V83H130ZM135 84H134V85H135ZM13 85H14V83L12 84V86H13ZM19 85H21V84H19ZM57 85H58V84H57ZM65 85H66V84H65ZM84 85H85V84H84ZM105 85H106V84H105ZM128 85H129V84H128ZM188 85H189V86H188ZM202 85H203V86H202ZM204 85H205V86H204ZM206 85H207V86H206ZM239 85H240V86H239ZM45 86H46V85H45ZM49 86H50V85H49ZM52 86H54V85H52ZM58 86H59V85H58ZM98 86H99V85H98ZM115 86H116V85H115ZM115 86H114V87H115ZM120 86H121V85H120ZM124 86H125V84H124ZM126 86H127V85H126ZM130 86H131V85H130ZM195 86H196V85H195ZM199 86H198V88H199ZM41 87H42V86H41ZM132 87H133V86H132ZM138 87H139V85H138ZM196 87H197V86H196ZM258 87H259V86H256V88H258ZM13 88H14V86H13ZM31 88H32V87H31ZM38 88H40V87H38ZM38 88H36V89H38ZM44 88H45V87H44ZM88 88H89V87H88ZM94 88H95V87H94ZM96 88H97V87H96ZM96 88H95V89H96ZM108 88H110L109 85H108ZM112 88H113V86H112ZM115 88H116V87H115ZM130 88H131V87H130ZM23 89H24V88H23ZM25 89H26V88H25ZM28 89H29V88H28ZM28 89H27V90H28ZM68 89H69V88H68ZM117 89H118V88H117ZM117 89H116V90H117ZM136 89H137V88H136ZM136 89H134V90L137 91L138 93L141 92V91H138L140 88H139L138 90H136ZM204 89H205V88H204ZM204 89H201V90H204ZM16 90H17V89H16ZM30 90H31V89H30ZM41 90H42V89H41ZM76 90H77V89H76ZM111 90H112V89H111ZM194 90H195V89H194ZM201 90H200V92H201ZM112 91H114V90H112ZM117 91H118V93H119V89H118ZM120 91H122V90H120ZM124 91H125V90H124ZM128 91H130V90H128ZM128 91H126L125 94H126ZM142 91H143V90H142ZM197 91H198V90H197ZM217 91H218V90H217ZM42 92H43V91H42ZM107 92H108V91H107ZM149 92H151V91H149ZM184 92H185V91H184ZM203 92H205V91H203ZM209 92H210V91H209ZM209 92H206V93H209ZM214 92H215V94H214ZM218 92H219V91H218ZM92 93H93V92H92ZM171 93H172V92H171ZM26 94H27V93H26ZM31 94H32V93H31ZM38 94L40 95V93H38ZM49 94H50V92H49ZM106 94H108V93H106ZM113 94H115V93H113ZM120 94H121V93H120ZM202 94H203V93H202ZM204 94H205V93H204ZM15 95H16V94H15ZM29 95H30V94H29ZM33 95H34V94H33ZM35 95H37V93H35ZM41 95H42V94H41ZM108 95H109V94H108ZM108 95H107V96H108ZM116 95H117V94H116ZM116 95H115V96H116ZM121 95H122V94H121ZM123 95H124V93H123ZM123 95H122V96H123ZM127 95H128V94H127ZM129 95H131V94H129ZM141 95H142V93H141ZM171 95H172V94H171ZM184 95L186 96V94H184ZM184 95H183V96H184ZM112 96H113V95H112ZM112 96H111V94H110V97H112ZM124 96H125V95H124ZM149 96H150V95H149ZM29 97H30V96H29ZM31 97H32V96H31ZM34 97H35V96H34ZM54 97H55V94H54ZM58 97H59V96H58ZM127 97H129V96H127ZM16 98H18V97H16ZM40 98H41V97H40ZM47 98H48V97H46V99H45V97H44V99H45L46 101H48ZM59 98H60V97H59ZM107 98H108V97H107ZM112 98H113V97H112ZM118 98H119V97H118ZM122 98H124V97H122ZM125 98H126V97H125ZM204 98H205V99H204ZM20 99H21V98H20ZM48 99H50V98H48ZM61 99H62V98H61ZM104 99H105V98H104ZM116 99H117V98H116ZM129 99H130V98H129ZM242 99H243V98H242ZM23 100H24V98H23ZM38 100H39V99H38ZM52 100H54V98H53ZM52 100H51V101H52ZM56 100H57V99H56ZM107 100H108V99H106V101H107ZM112 100H113V99H112ZM125 100H126V99H124V103H125ZM127 100H128V99H127ZM142 100H143V99H142ZM156 100H157V99H156ZM158 100H159V99H158ZM158 100H157V101H158ZM168 100H169V99H167V102H168ZM40 101H41V100H40ZM63 101H64V100H63ZM117 101H119V100H117ZM160 101H161V98H160L159 102H160ZM163 101H164V100H163ZM55 102H56V101H55ZM113 102H114V101H113ZM126 102H127V101H126ZM150 102H151V101H150ZM169 102H170V100H169ZM40 103H41V102H40ZM43 103H44V102H43ZM43 103H42V104H43ZM52 103H53V102H52ZM52 103H51V104H52ZM81 103H82V102H81ZM88 103H89V102H88ZM106 103H108V102H106ZM116 103H117V102H116ZM127 103H128V102H127ZM129 103H130V101H129ZM162 103H163V102H162ZM171 103H172V102H171ZM58 104H59V103H58ZM60 104H61V103H60ZM97 104H98V103H97ZM99 104H100V103H99ZM101 104H102V103H101ZM101 104H100V106H101ZM147 104H148V103H147ZM165 104H167V103H165ZM24 105H26V103H25ZM24 105H23V106H24ZM44 105H45V104H44ZM52 105H53V104H52ZM52 105H51V106H52ZM108 105H110V104H108ZM168 105H170V104L168 103ZM191 105H189V107H190ZM59 106H60V105H59ZM96 106H98V105H95V108H96ZM105 106H106V105H105ZM123 106H124V105H123ZM125 106H126V105H125ZM127 106H128V105H127ZM127 106H126V108H127ZM131 106H132V108H134L133 105H131ZM155 106H156V104H155ZM175 106H176V105H175ZM175 106H174V108H175ZM81 107H82V106H81ZM106 107H110V106H106ZM114 107H115V106H114ZM189 107H188V108H189ZM57 108H58V107H57ZM98 108H99V106H98ZM103 108H104V110H105V107H103ZM121 108H122V107H121ZM124 108H125V107H124ZM124 108H123V109H124ZM126 108H125V109H126ZM130 108H131V107H130ZM136 108H137V106H136ZM149 108H150V107H149ZM149 108H148V109H149ZM171 108H172V107H171ZM191 108H190V109H191ZM96 109H97V108H96ZM119 109H120V108H119ZM168 109H169V108H168ZM176 109H177V108H176ZM190 109H189V111H190ZM224 109H225V110H224ZM55 110H57V109H55ZM109 110H110V108H109ZM115 110H116V109H115ZM117 110H118V109H117ZM127 110H128V109H127ZM136 110H137V109H136ZM139 110H140V107H139ZM141 110H142V109H141ZM156 110H157V109H156ZM164 110H165V109H164ZM170 110H171V109H170ZM221 110L226 111V112L222 111V112H224V115H221V112H220ZM60 111H61V110H60ZM101 111H102V109H101ZM123 111H125V110H123ZM128 111H129V110H128ZM128 111H127V112H128ZM131 111H133V110H131ZM134 111H135V110H134ZM167 111H168V110H167ZM167 111H166V112H167ZM171 111H172V110H171ZM176 111H177V110H176ZM176 111H175V112H176ZM193 111H194V110H193ZM56 112H57V111H56ZM74 112H75V111H74ZM93 112H95V110H94ZM97 112H98V111H97ZM104 112H105L104 114H103V112H100V113L103 114V115H101V116H104L105 114H107V113H106V112H107L106 110H105ZM118 112H119V111H118ZM153 112H154V111H153ZM155 112H156V111H155ZM159 112H160V111H158L157 114H158ZM179 112H180V111H179ZM191 112H192V111H191ZM219 112H220V113H219ZM79 113H80V112H79ZM81 113H83V112H81ZM110 113H113V115L115 114L113 111H110ZM123 113H124V112H123ZM123 113H122V114H123ZM135 113H136V111H135ZM140 113H141V112H140ZM140 113H139V115H141L143 112H142L141 114H140ZM169 113H171V112H169ZM181 113H183V112H181ZM234 113H235V114H234ZM108 114H109V112H108ZM124 114L126 115V112H125ZM129 114H130V113H129ZM133 114H134V113H133ZM137 114H138V113H137ZM144 114H145V113H144ZM147 114H149V113H147ZM147 114H146V115H147ZM165 114H166V113H165ZM172 114H173V113H172ZM178 114H179V113H178ZM183 114H184V113H183ZM193 114H194V113H193ZM238 114H239V113H238ZM90 115H91V114H90ZM98 115H99V114H98ZM98 115H97V116H98ZM125 115H122V116L125 117ZM130 115H132V114H130ZM150 115L153 116L152 114H150ZM158 115L161 116L160 113H159ZM158 115H157V116H158ZM185 115H186V113H185ZM190 115H191V114H190ZM236 115H237V114H236ZM79 116H80V115H79ZM91 116H92V115H91ZM119 116H120V115H119ZM135 116H136V115H135ZM142 116L144 117V115H142ZM142 116H141V117H142ZM151 116H150V117H151ZM154 116H156V113H155ZM163 116H164V115H163ZM166 116H167V115H166ZM172 116H174V115H172ZM194 116H196V115H194ZM64 117H65V116H64ZM82 117H83V116H82ZM84 117H85V116H84ZM92 117H93V116H92ZM99 117H100V115H99ZM106 117H107V116H106ZM106 117H102V118H106ZM117 117H118V114H117ZM127 117H129V116L127 115L126 118H127ZM133 117H134V116H133ZM136 117H137V116H136ZM138 117H139V116H138ZM147 117H149V116H147ZM196 117H197V116H196ZM230 117H231L232 119H231ZM94 118L96 119V117H94ZM100 118H101V117H100ZM107 118H110V117H107ZM111 118H112V117H111ZM113 118H114V116H113ZM113 118H112V119H113ZM118 118H119V117H118ZM120 118H121V117H120ZM122 118H123V117H122ZM130 118H131V120H132V116H131ZM130 118H129V119H130ZM134 118H135V117H134ZM139 118H140V117H139ZM144 118H146V117H144ZM144 118H141V120L144 119ZM158 118H159V117H158ZM160 118H161V117H160ZM166 118H167V117H166ZM177 118H178V117H177ZM190 118H191V116H190ZM190 118H189V119H190ZM197 118H198V117H197ZM197 118H196V119H197ZM11 119H12V118H11ZM11 119H9V120H11ZM77 119L79 120L80 117H79V118L77 117ZM81 119H82V118H81ZM92 119H93V118H92ZM98 119H99V118H98ZM112 119H110V121H111ZM116 119H117V118H116ZM124 119H125V118H124ZM124 119H123V122H124ZM127 119H128V118H127ZM127 119H126V120H127ZM135 119H136V118H135ZM146 119L150 120L151 118H146ZM161 119H162V121H163L164 117L161 118ZM171 119H172V117H171ZM171 119H170V117H169V120H171ZM12 120H13V119H12ZM87 120H88V119H87ZM89 120H90V119H89ZM93 120H94V119H93ZM93 120H92V121H93ZM101 120L103 121V119H101ZM107 120H109V119H107ZM121 120H122V119H121ZM126 120H125V121H126ZM131 120H130V121H131ZM141 120H139V121H141ZM157 120H159V119H157ZM157 120H156V121H157ZM176 120H178V119H176ZM96 121H98V120H96ZM99 121H100V120H99ZM105 121H106V120H105ZM114 121H115V123H116V120H114ZM130 121H129V122H130ZM142 121H143V120H142ZM162 121H160L159 123H161ZM164 121H166V119H164ZM173 121H174V120H173ZM178 121H180V120H178ZM182 121H183V120H181V122H182ZM11 122H12V121H11ZM78 122H79V121H78ZM81 122H82V120H81ZM81 122H80V123H81ZM89 122H91V120H90ZM118 122H120V121H118ZM127 122H128V120L126 121V123H127ZM137 122H138V121H136L135 123L137 124ZM148 122H149V121H147L146 123H148ZM157 122H158V121H157ZM167 122H168V121H167ZM171 122H172V120H171ZM174 122H175V121H174ZM184 122H185V120H184ZM190 122H192V121H190ZM233 122H234V121H233ZM14 123H15V121H14ZM94 123H96V122H94ZM102 123H103V122H102ZM107 123H108V122H107ZM120 123H121V122H120ZM135 123H134V124H135ZM142 123H144V122H142ZM142 123H141V124H142ZM154 123H155V122H154ZM164 123H165V126H166V125H167L166 122H164ZM176 123H177V121H176ZM176 123H175V124H176ZM8 124H9V123H8ZM10 124H13V122L10 123ZM15 124L17 125V123H15ZM81 124H82V123H81ZM81 124H78V125L80 126ZM83 124H84V123H83ZM83 124H82V125H83ZM85 124H87V123H85ZM85 124H84V125H85ZM89 124H90V123H89ZM96 124H98V122H97ZM108 124H109V123H108ZM113 124H114V123H113ZM113 124H112V125H113ZM141 124H139V125L141 126ZM149 124H150V123H149ZM149 124H147V125H149ZM156 124H157V123H156ZM161 124H162V123H161ZM177 124H179V123H177ZM184 124H186V123H184ZM188 124H189V123H188ZM193 124H195V123H192V125H193ZM90 125H92L93 127H96L95 124L93 125V124L91 123ZM90 125H88V126H90ZM100 125H101V124H100ZM152 125H153V124H152ZM152 125H151V126H152ZM170 125H171V124H170ZM172 125H174V124H172ZM172 125H171V127H173ZM180 125H181V124H180ZM195 125H196V124H195ZM197 125H198V123H197ZM8 126H9V125H8ZM8 126H7V127H8ZM97 126H99V125H97ZM101 126H102V125H101ZM108 126H110V124H109ZM115 126H116V125H115ZM117 126H118V125H117ZM119 126H120V124H119ZM119 126H118V127H119ZM128 126H129V125H128ZM157 126H158V124H157ZM162 126H164V125H161V127H162ZM165 126H164V128H165ZM167 126H168V125H167ZM167 126H166V128H167ZM178 126H179V125H178ZM184 126H186V125H184ZM200 126H198V127H200ZM11 127H12V125H11ZM11 127H10V128H11ZM103 127H104V126H103ZM105 127H106V126H105ZM105 127H104V128H105ZM122 127H123V126H122ZM122 127H121V129H123ZM125 127H126V126H125ZM125 127H124V130H125ZM131 127H132V126H131ZM137 127H138V126H137ZM171 127H170V128H171ZM175 127H176V126H175ZM175 127H174V128H175ZM189 127H190V126H189ZM246 127H247L249 133H253V134H255V135L257 134L256 136L258 137V140L260 139V143L262 144V146L260 145V146H261V147H260V148H261V149H260V152H261L260 157H261V156H262V157H261V158H260V157H257V159L254 157L256 160L253 161V162L251 163V165L249 164L250 169L261 168V167L264 166V165H263L264 163H262L263 160H264V115H263V116H256V117H253V118L251 119L250 123L247 122ZM96 128H97V127H96ZM106 128H107V127H106ZM111 128H112V126H111ZM111 128H110V130H113V129H111ZM128 128L130 129V127H128ZM150 128H151V127H150ZM157 128H158V127H156V130H157ZM174 128H173V129H174ZM176 128H177V127H176ZM185 128H186V127H185ZM187 128H188V127H187ZM191 128L194 129V125H193V127H190V129H191ZM233 128H234V127H233ZM7 129H9V128H7ZM11 129H12V128H11ZM11 129H10V130H11ZM13 129H15V128H13ZM16 129H17V128H16ZM114 129H115V128H114ZM117 129H118V128H117ZM119 129H120V127H119ZM129 129H126V130L130 131ZM135 129H136V127H135ZM141 129H142V128H141ZM144 129H145V128H144ZM147 129H148V128H147ZM147 129H146V130H147ZM167 129H168V128H167ZM173 129H172V130H173ZM197 129H198V128H197ZM197 129H196V130H197ZM205 129H206L207 131H206ZM4 130H6V128H5ZM85 130H86V129H85ZM92 130H93V129H92ZM92 130H91V131H92ZM96 130L98 131V129H96ZM126 130H125V131H126ZM138 130H140L139 127H138ZM154 130H155V129H154ZM158 130H160V129H158ZM162 130H163V129H162ZM178 130H182V129H180V128L177 129V132L180 134V131H178ZM186 130H188V129H186ZM186 130H185L184 133H186ZM191 130H192V129H191ZM196 130H195V131L193 130V131L195 132L194 134H196ZM87 131H88V130H87ZM87 131H86V132H87ZM117 131H118V130H117ZM121 131H122V130H121ZM131 131H134V130L132 129ZM135 131H136V130H135ZM141 131H142V130H141ZM141 131H140V132H141ZM148 131H149V130H148ZM199 131H200V130H199ZM9 132H10V131H8V133H9ZM11 132H12V131H11ZM16 132H19V130H18V131L16 130ZM94 132H95V131H94ZM100 132H101V131H100ZM105 132H106V131H105ZM112 132H113V131H112ZM112 132H111V134H114V133H112ZM114 132H115V130H114ZM122 132H123V131H122ZM126 132H127V131H126ZM140 132H139V134H140ZM144 132H145V131H144ZM153 132H154V131L151 132V135H152ZM159 132H160V131H159ZM165 132H166V131H165ZM170 132H171V131H170ZM172 132L174 133L175 131H172ZM172 132H171V133H172ZM177 132H175V133L177 134ZM182 132H183V131H182ZM188 132H189V131H188ZM106 133H107V132H106ZM106 133H105V134H106ZM108 133H109V132H108ZM130 133L132 134V132H130ZM141 133H142V132H141ZM145 133H146V132H145ZM173 133H172V134L169 133V135L172 136V135H174ZM190 133H191V131L189 132V134H190ZM192 133H193V132H192ZM56 134H57V133H56ZM92 134H94V133L91 132L90 135H92ZM97 134H99V133L97 132ZM97 134H95V135H97ZM105 134H104V136H105ZM131 134H128V135H131ZM134 134H135V133H134ZM149 134H150V132H149ZM156 134H157V133H156ZM159 134H160V133H159ZM163 134H164V133H163ZM176 134H175V135H176ZM181 134H182V133H181ZM240 134H241V133H240ZM9 135H10V134H9ZM13 135H14V134H13ZM13 135H11V136L13 137ZM100 135H101V133H100ZM100 135H99V136H100ZM109 135H110V133H109ZM115 135H116V134H115ZM117 135H118V134H117ZM125 135H127V133H125ZM141 135H142V134H141ZM154 135H155V132L153 133V136H154ZM160 135H161V134H160ZM164 135H165V134H164ZM175 135H174V136H175ZM190 135H191V134H190ZM196 135L198 136L199 133L196 134ZM234 135H235V136H234ZM258 135H259V136H258ZM93 136H94V135H93ZM118 136H119V135H118ZM120 136H121V134H120ZM131 136H132V135H131ZM133 136H134V135H133ZM137 136H138V135H137ZM139 136H140V135H139ZM142 136H144V135H142ZM148 136H149V135H148ZM148 136H147V137H148ZM162 136H163V135H162ZM166 136H167V132H166ZM177 136H179V135H177ZM177 136H175V137H177ZM182 136H183V135H182ZM182 136H181V137H182ZM184 136H185V137H188V136H186V135H184ZM213 136L215 137V139H214V138H211V137H213ZM244 136H245V135H244ZM250 136H251V135H250ZM14 137H15V135H14ZM110 137H113V136H110ZM110 137H109V138H110ZM114 137H115V136H114ZM149 137H151V136H149ZM158 137H159V136H158ZM179 137H180V136H179ZM179 137H177V138H179ZM192 137H191V138H192ZM195 137H196V136H195ZM247 137H248V135H247ZM247 137H246V138H247ZM252 137H253V136H252ZM9 138H10V136L8 137V140H9ZM96 138H97V137H96ZM105 138H106V137H105ZM116 138H117V137H116ZM136 138H137V137H136ZM143 138L145 139V137H143ZM143 138H141V139H143ZM154 138H155V137H154ZM161 138H162V137H161ZM165 138H166V137H165ZM165 138H164V139H165ZM183 138H184V137H183ZM183 138H182V139H183ZM12 139H13V138H12ZM97 139H99V138H97ZM100 139H101V138H100ZM111 139H112V138H111ZM113 139H114V138H113ZM127 139H128V138H127ZM131 139H133V138L131 137ZM157 139H158V138H157ZM157 139H154V140H157ZM167 139H168V141H169V138H167ZM173 139H175V138H172V140H173ZM194 139H193V140H194ZM212 139H214V140H212ZM247 139H248V138H247ZM27 140H28V139H27ZM104 140H105V139H104ZM104 140H101V142L104 141ZM106 140H107V138H106ZM114 140H115V139H114ZM117 140H119V143H121V142H120L121 139H117ZM135 140H136V139H135ZM139 140H140V139H139ZM148 140H149V139H148ZM150 140H151V139H150ZM160 140H161V139H160ZM177 140H178V139H177ZM185 140H187V138H185L184 141H185ZM188 140H189V139H188ZM249 140H250V139H249ZM12 141H13V140H12ZM15 141H16V140H15ZM19 141H20V139H19ZM19 141H18L17 143H19ZM22 141H23V140H22ZM24 141H25V140H24ZM24 141H23V143H25ZM115 141H116V140H115ZM115 141H113V142L115 143ZM123 141H124V140H123ZM129 141H130V140H129ZM141 141H142V140H141ZM143 141H144V140H143ZM157 141H158V140H157ZM164 141H167V140H164ZM174 141H175V140H174ZM179 141H180V140H179ZM191 141H192V140H191ZM256 141H257V140H256ZM26 142H27V141H26ZM32 142H33V141H31V143H32ZM108 142H109V141H108ZM126 142H127V141H126ZM133 142H135V141H133ZM139 142H140V141H139ZM144 142H146V141H144ZM149 142L152 144L153 141H152V142L149 141ZM187 142H188V141H187ZM187 142H186V144H187ZM189 142H190V141H189ZM189 142H188V143H189ZM8 143H9V142H8ZM14 143H15V142H14ZM105 143H106V142H105ZM105 143H104V144H105ZM119 143H118V144H119ZM124 143H125V141L123 142V144H124ZM142 143H143V142H142ZM146 143H147V142H146ZM154 143H155V142H154ZM157 143H158V142H157ZM165 143H168V142H164V145H167V146H168V144H165ZM175 143H177V142H175ZM178 143H179V142H178ZM247 143H248V142H247ZM249 143H250V141H249ZM257 143H258V142H257ZM29 144H30V142H29ZM34 144H35V143H34ZM34 144H33V145H34ZM36 144H37V142H36ZM99 144H101V143L99 142ZM104 144H102V145L104 146ZM108 144H109V143H108ZM127 144H128V142H127ZM127 144H126V145H127ZM129 144H130V143H129ZM134 144H135V143H134ZM143 144H144V143H143ZM155 144H156V143H155ZM192 144H193V142L190 143V145H192ZM10 145H11V144H10ZM27 145H28V143H27ZM30 145H31V144H30ZM33 145H32V146H33ZM106 145H107V144H106ZM109 145H110V144H109ZM113 145H114V144H113ZM132 145H133V143H132ZM148 145H150V144H148ZM164 145L162 144L161 146H164ZM172 145H173V144H172ZM172 145H171V148H170V149H172ZM182 145H183V142H182ZM182 145H181V147L184 148ZM16 146H17V145H16ZM21 146H22V145H21ZM144 146H145V145H144ZM146 146H147V144H146ZM146 146H145V148H146ZM152 146H153L152 149H154V145H152ZM156 146H157V145H156ZM159 146H160V145H158L156 148L158 149ZM169 146H170V145H169ZM179 146H180V145H179ZM195 146H196V145H195ZM246 146H247V145H246ZM9 147H10V146H9ZM11 147L13 148L14 146L12 145ZM22 147H24V144H23ZM30 147H31V146H30ZM30 147H28V148H30ZM34 147H36V146H34ZM111 147H112V145H111ZM113 147H115V146H113ZM116 147H118V146H116ZM122 147H123V146H121V148H122ZM131 147H132V146H131ZM133 147H136V146H133ZM140 147H142L141 143H140ZM165 147H166V146H165ZM175 147H177L176 149H179L178 146H175ZM175 147L173 146V148H175ZM186 147H189L188 144H187ZM186 147H185V148H186ZM191 147H192V146H191ZM28 148L25 149V150H26V151H25L26 153H27V150H28L29 152L31 151V150H29ZM31 148H32V147H31ZM38 148H39V147H38ZM103 148H104V147H103ZM119 148H120V147H119ZM121 148H120V149H121ZM124 148L127 149L126 146H125ZM137 148H138V146H137ZM143 148H144V147H143ZM149 148H151V146H150ZM167 148H168V147H167ZM198 148H199V147L197 146V149H198ZM252 148H255V149H256V148H258V147H256V145H254ZM15 149H16V148H15ZM17 149H18V147H17ZM20 149H21V148H20ZM20 149H19V150H20ZM22 149H23V148H22ZM36 149H37V148H36ZM106 149H107V148H106ZM109 149H110V148H109ZM117 149H118V148H117ZM131 149H133V148H131ZM152 149H151V150H152ZM159 149H161V148L159 147ZM188 149H189V148H188ZM197 149H196V150H197ZM11 150H12V149H11ZM19 150H18V151H19ZM32 150H33V149H32ZM107 150H108V149H107ZM113 150H114V149H113ZM122 150H124V149H122ZM144 150H145V149H144ZM165 150H166V148H165ZM182 150H183V149H182ZM185 150H186V149H185ZM189 150H190V149H189ZM191 150H192V149H191ZM193 150H194V149H193ZM196 150H194V151H196ZM201 150H199V151L201 152ZM118 151H119V150H118ZM118 151H117V152H118ZM132 151H133V150H130V152H132ZM148 151H149V150H148ZM152 151H154V150H152ZM158 151H160V150H158ZM168 151H169V150H168ZM168 151L166 150V152H168ZM171 151H172V150H171ZM179 151H181V150H179ZM186 151H187V150H186ZM218 151H220V153H221V151H222V153L219 154ZM254 151H255V150H254ZM254 151H253V152H254ZM14 152H15V151H14ZM20 152H21V151H20ZM20 152H19V153H20ZM25 152L23 151V153H25ZM32 152H33V151H32ZM113 152H114V151H113ZM113 152H112V153H113ZM122 152H123V151H122ZM124 152H125V150H124ZM137 152H138V151H137ZM140 152H141V150H140ZM164 152H165V151H164ZM169 152H170V151H169ZM177 152H178V151H177ZM177 152H176V153H177ZM182 152H183V151H182ZM191 152H192V151H191ZM197 152H198V151H197ZM197 152H196V153H197ZM250 152H251V150H250ZM255 152H257V151H255ZM109 153H110V152H109ZM120 153H121V151H120ZM134 153H136V152H134ZM144 153H145V152H144ZM147 153H148V152H146V154H147ZM149 153H150V152H149ZM154 153H156V152L154 151ZM159 153H160V152H159ZM161 153H163V152H161ZM161 153H160V154H161ZM171 153H173V152H171ZM192 153H193V152H192ZM192 153H191V154H192ZM196 153H195V154H196ZM114 154H116V153H114ZM121 154H122V153H121ZM125 154H126V153H125ZM129 154H130V153H129ZM131 154H132V153H131ZM141 154H142V153H141ZM180 154H181V153H180ZM183 154H185V153H183ZM193 154H194V153H193ZM203 154H201V156H200L201 158L199 157V159L204 160V159H203V158H204V155H203ZM250 154H251V153H250ZM116 155H117V154H116ZM122 155H123V154H122ZM127 155H128V154H127ZM132 155H133V154H132ZM136 155H137V154H136ZM136 155H135V156H136ZM143 155L145 156V154H143ZM147 155H148V154H147ZM147 155H146V156H147ZM174 155L176 156L175 153H174ZM214 155H212V156H214ZM256 155H257V153H256ZM32 156H33V155H32ZM113 156H114V155H113ZM149 156H150V154H149ZM151 156H152V153H151ZM153 156H154V155H153ZM155 156H156V154H155ZM181 156L184 157V155H182V154H181ZM186 156H187V153H186ZM186 156H185V157H186ZM188 156H189V155H188ZM198 156H199V155H197L196 157H198ZM215 156H214V157H215ZM123 157H124V156H123ZM126 157H127V156H126ZM137 157H138V156H137ZM158 157H159V156H158ZM161 157H162V156H161ZM189 157H191V156H189ZM194 157H195V156H194ZM206 157H207V156H206ZM216 157H215V159H216ZM31 158H32V157H31ZM37 158H38V156H37ZM119 158H120V156H119ZM119 158H118V159H119ZM135 158H136V157H135ZM163 158H164V157H163ZM175 158H176V157H175ZM251 158H252V157H251ZM123 159H124V158H123ZM126 159H127V158H126ZM126 159H125V160H126ZM158 159H160V157H159ZM185 159H186V158H185ZM185 159H184V160H185ZM261 159H263V160H261ZM121 160H122V159H121ZM135 160H136V159H135ZM150 160H151V159H150ZM152 160H153V159H152ZM155 160H156V159H155ZM173 160H174V159H173ZM182 160H183V158L181 159V161H182ZM193 160H194V158H193ZM202 160H201V161H202ZM207 160H208V159H207ZM213 160H214V158H213ZM217 160H218V159H217ZM220 160H219V161H220ZM229 160H228V161H229ZM245 160H244V161H245ZM147 161H149V160H147ZM156 161H158V160H156ZM164 161H165V160H164ZM170 161H172V160H170ZM185 161H186V160H185ZM185 161H184V162H185ZM189 161H190V160H189ZM215 161H216V160H215ZM233 161H232V163H233ZM261 161H262V162H261ZM122 162H123V161H122ZM127 162H129V161H127ZM127 162H126V163H127ZM151 162H152V161H151ZM158 162H159V161H158ZM182 162H183V161H182ZM182 162H181V164H182ZM187 162H188V161H187ZM190 162H191V161H190ZM196 162H197V161H196ZM205 162H206V161H205ZM213 162H214V161H213ZM216 162H217V161H216ZM237 162H236V163H237ZM248 162H249V161H248ZM62 163H63V162H62ZM118 163H119V162H118ZM123 163H124V162H123ZM129 163H131V162H129ZM146 163H147V162H146ZM153 163H154V162H153ZM153 163H150V164H153ZM161 163H162V159H161ZM167 163H168V161H167ZM171 163H172V162H170V165H171ZM174 163H175V162L173 161V164H174ZM179 163H180V161H179ZM200 163H201V162H200ZM220 163L223 164L224 162H220ZM226 163H228V162H226ZM241 163H242V162H241ZM245 163H246V162H245ZM261 163H262V165H261ZM60 164H61V163H60ZM124 164H125V163H124ZM127 164H128V163H127ZM148 164H149V163H148ZM150 164H149V165H150ZM154 164H155V163H154ZM165 164H166V163H165ZM189 164H191V163H189ZM189 164H186V165H189ZM192 164H193V162H192ZM192 164H191V165H192ZM194 164H196V163H194ZM237 164H238V163H237ZM237 164H236V166H237ZM134 165H135V164H134ZM139 165H140V164H139ZM161 165H162V164H161ZM161 165H160V166H161ZM174 165H176V164H174ZM183 165H184V164H183ZM186 165H184V167H182V168H183V171H184V170L187 171V170L185 169V166H186ZM225 165H226V164H225ZM232 165H234V163H233ZM244 165H245V164H244ZM244 165H243V166H244ZM260 165H261V166H260ZM122 166H123V165H122ZM166 166H167V165H166ZM166 166H165V167H166ZM176 166H177V165H176ZM202 166H203V165H202ZM238 166H239V165H238ZM125 167H126V166H125ZM132 167H133V166H132ZM168 167H169V166H168ZM168 167H167V168H168ZM179 167H181V166H179ZM179 167H178V168H179ZM191 167H193V165H192ZM205 167H206V166H205ZM208 167H209V166H208ZM208 167H206V171H207V172L209 171ZM169 168H170V167H169ZM174 168H175V167H174ZM174 168H173V170H174ZM186 168H187V167H186ZM193 168H194V170L197 169V168L195 169V166H194ZM229 168H230V167H229ZM233 168H234V167H233ZM246 168H247V167H246ZM119 169H120V168H119ZM135 169H136V168H135ZM144 169H148V168H144ZM159 169H160V168H159ZM164 169H165V168H164ZM170 169H172V168H170ZM187 169H188V168H187ZM203 169H204V168H203ZM203 169H202V170H203ZM240 169L242 170L243 167H242V168L240 167ZM80 170H81V169H80ZM126 170H127V169H126ZM133 170H134V169H133ZM153 170H156V169L154 168ZM168 170H169V169H168ZM179 170H180V169H179ZM179 170H178V172H179ZM191 170H192V169H191ZM212 170H213V169H212ZM222 170H223V169H222ZM262 170H263V169H262ZM4 171H5V170H4ZM141 171H142V170H141ZM141 171H140V172H141ZM146 171H150V170H146ZM151 171H152V170H151ZM151 171H150V173L153 172V171H152V172H151ZM156 171H157V170H156ZM156 171H155V172H156ZM174 171H175V170H174ZM174 171H172V172H174ZM185 171H184V172H185ZM188 171H189V169H188ZM214 171H215V170H214ZM214 171H213V172H214ZM223 171H224V170H223ZM250 171H251V170H250ZM6 172H7V171H6ZM157 172H158V171H157ZM165 172H167V171H165ZM180 172L182 173L181 170H180ZM195 172H196V171H195ZM207 172H206V173H207ZM260 172H261V171H260ZM4 173H5V172H4ZM26 173H27V172H26ZM153 173H154V172H153ZM159 173H160V172H159ZM193 173H194V172H193ZM219 173H220V172H219ZM244 173H245V171H244ZM254 173H255V172H254ZM258 173H259V172H258ZM263 173H264V170H263ZM6 174H7V176H8V173H6ZM6 174H5V175H6ZM9 174H11V173H9ZM124 174H125V173H124ZM124 174H123V176H124ZM130 174H132V173H130ZM143 174H145V172H144ZM146 174H147V172H146ZM162 174H163V173H162ZM168 174H169V176H170V175H172L173 173H172V174L168 173ZM177 174H178V173H177ZM183 174H185V173H183ZM183 174H182V175H183ZM215 174H216V173H215ZM222 174H223V173H222ZM228 174H229V173H228ZM245 174H246V173H245ZM249 174H250V173H249ZM255 174H256V173H255ZM260 174H262V173H260ZM77 175H79V174H77ZM119 175H120V174H119ZM133 175H134V174H133ZM136 175H137V172H136ZM152 175L154 176V174H152ZM155 175L157 176L158 174H155ZM163 175H164V174H163ZM166 175H167V174H166ZM180 175H181V174H180ZM185 175H186V174H185ZM185 175H184V179H185ZM187 175H190V174L188 173ZM246 175L248 176V174H246ZM253 175H254V174H253ZM263 175H264V174H263ZM121 176H122V175H121ZM126 176H130V175L128 174V175H126ZM131 176H132V175H131ZM139 176H140V175H139ZM148 176H149V174H148ZM159 176H160V175H159ZM167 176H168V175H167ZM197 176H198V175H197ZM205 176H206V175H205ZM247 176H246V177H247ZM257 176H258V175H257ZM9 177H11V176H9ZM29 177H30V176H29ZM80 177H82V176H80ZM142 177H143V176H142ZM165 177H166V176L164 175L163 178H165ZM177 177H178V176H177ZM200 177H201V176H200ZM202 177H203V176H202ZM214 177H215V176H214ZM223 177H224V176H223ZM253 177H254V176H253ZM258 177H260V179H262V178H261L262 175H259ZM128 178H130V180H131V177H128ZM128 178H127V179H128ZM136 178H137V176H136ZM136 178H135V179H136ZM140 178H141V177H140ZM143 178H145V176H144ZM155 178H157V177H155ZM155 178H154V179H155ZM167 178H168V177H167ZM167 178H165V179H167ZM170 178H171V177H170ZM190 178H191V176H190ZM192 178H193V176H192ZM196 178H197V177H196ZM204 178H205V177H204ZM204 178H203V179H204ZM0 179H1V178H0ZM12 179H13V177H12ZM12 179H11V181H12ZM28 179H29V178H28ZM28 179H27V180H28ZM121 179H122V178H121ZM123 179H124V178H123ZM123 179H122V180H123ZM125 179H126V178H125ZM125 179H124V181L128 182V181L125 180ZM138 179H139V178H138ZM168 179H169V178H168ZM168 179H167V180H168ZM179 179H180V178H179ZM187 179H188V178H187ZM187 179H186V181H187ZM217 179H218V178H217ZM223 179H224V178H223ZM225 179H226V178H225ZM258 179H259V178H258ZM260 179H259V180H260ZM263 179H264V177H263ZM33 180H34V179H33ZM118 180H120V179H118ZM136 180H137V179H136ZM157 180H159V178H158ZM167 180H166V181H167ZM180 180H181V179H180ZM196 180H198V179H196ZM199 180H200V179H199ZM219 180H220V179H219ZM226 180H229V179H226ZM249 180H250V178H249ZM4 181H5V179H4ZM8 181H9V180H7V182H8ZM24 181H25V179H24ZM124 181H123V182H124ZM169 181H170V180H169ZM169 181H167V182H169ZM176 181H178V179H177ZM186 181H184V182H186ZM200 181H202V179H201ZM214 181H215V180H214ZM250 181H252V182L254 183L253 178H252V180H250ZM261 181H262V180H261ZM0 182H1V181H0ZM2 182H3V181H2ZM7 182H6V183H7ZM30 182H32V181H30ZM33 182H34V181H33ZM150 182H151V181H150ZM150 182H149V183H150ZM159 182H161V180H160ZM164 182H165V181H163V183H164ZM167 182H166V183H167ZM171 182H172V181H171ZM171 182H170V183H171ZM181 182H182V181H181ZM189 182H191V181L189 180ZM209 182H210V181H209ZM245 182H246V180H245ZM258 182H260V181H257V185H258ZM26 183H28V182H26ZM97 183H98V181H97ZM135 183H136V182H135ZM149 183H148V184H149ZM161 183H162V182H161ZM166 183H165L164 186H167V185H168V184H166ZM191 183H192V182H191ZM197 183H198V181H197ZM199 183H200V182H199ZM199 183H198V184H199ZM217 183H218V182H217ZM248 183H249V181H248ZM255 183H256V182H255ZM255 183H254V184H255ZM261 183H264V181H262ZM0 184H1V183H0ZM9 184H13V183L10 182ZM9 184H8V185H9ZM24 184H25V183H24ZM24 184H23V185H24ZM126 184H127V183H126ZM129 184H130V183H129ZM129 184H128V185H129ZM131 184H132V183H131ZM172 184H173V183H172ZM176 184H178V182H177ZM182 184H183V183H182ZM193 184H194V183H193ZM198 184H196V185L198 186ZM250 184H251V183H250ZM259 184H260V183H259ZM4 185H6L5 182H4ZM25 185H26V184H25ZM169 185H170V184H169ZM169 185H168V186H169ZM174 185H175V182H174ZM174 185H173V187H172V186H171V187L175 189ZM184 185H185V184H184ZM200 185H201V184H200ZM252 185H253V184H252ZM260 185H264V184H260ZM260 185H259V186H260ZM13 186H14V184H13ZM13 186H12V187H13ZM168 186H167V189L169 188ZM175 186H177V185H175ZM189 186H190V185H189ZM230 186H231V185H228L229 188H232V187H233V186H232V187H230ZM249 186H250V185H249ZM0 187H1V185H0ZM7 187H8V186H7ZM7 187L4 186V190H5ZM14 187H15V186H14ZM23 187H24V190H25V186H23ZM160 187H161V186H160ZM186 187H188V186H186ZM190 187H191V186H190ZM193 187H194V186H193ZM252 187H253V186H252ZM252 187H251L250 191L252 190ZM255 187L257 188L258 186H256V184H255L254 188H255ZM263 187H264V186H263ZM8 188H9V187H8ZM8 188H7V189H8ZM10 188H11V187H10ZM10 188H9V189H10ZM15 188H16V187H15ZM30 188H31V186H30ZM32 188H34V187H32ZM90 188H91V187H90ZM233 188H234V187H233ZM241 188H242V187H241ZM244 188H245V187H244ZM248 188H249V187H247V190H248ZM254 188H253V190H252L253 193L251 192V193H252V194H251L250 191H249V193H250V195H251L252 197L255 196V198H257V197H259V195L257 194V195H258L257 197H256V195H254ZM160 189H161V188H160ZM164 189H165V187H164ZM188 189H189V187H188ZM194 189H195V187H194ZM197 189H198V188H197ZM209 189H210V188H209ZM212 189H213V188H212ZM225 189H226V187H225ZM258 189H259V191H261V192L264 191V189H263V190H260V188H258ZM33 190H34V189H33ZM127 190H128V189H127ZM145 190H146V189H145ZM179 190H180V189H179ZM179 190H178V191H179ZM182 190H183V188H182ZM184 190H185V189H184ZM186 190H187V189H186ZM186 190H185V191H186ZM202 190H203V188H202ZM256 190H257V189H255V191H256ZM5 191H6V190H5ZM5 191L3 192V194H6ZM26 191H28V188H27ZM34 191H36V190H34ZM39 191H40V189H39ZM39 191H38V192H39ZM169 191H170V189H169ZM169 191H168V192H169ZM172 191H173V190H172ZM175 191L178 193L177 190H175ZM175 191H173L174 194H175ZM200 191H201V190H200ZM221 191H222V190H221ZM230 191H231V190H230ZM233 191H234V189H233ZM1 192H2V190L0 191V193H1ZM21 192H22V191H21ZM89 192H90V191H89ZM144 192H145V191H144ZM147 192H148V191H147ZM205 192H206V190H205ZM205 192H203V193L205 194ZM209 192L211 193V191H209ZM227 192H228V191H227ZM227 192H226V193H227ZM240 192H241V190H240ZM15 193H16V192H15ZM15 193H14V194H15ZM18 193H20V191H19ZM26 193H27V192H26ZM32 193H33V192H32ZM42 193H44V192H42ZM90 193H91V192H90ZM90 193H89V194H90ZM148 193H149V192H148ZM177 193H176V194H177ZM200 193H201V192H200ZM224 193H225V192H224ZM224 193L222 192L221 195L224 194ZM249 193H248V194H249ZM255 193H256V192H255ZM257 193H258V192H257ZM8 194H9V197L12 198V199H13V198H14V199L17 198V197H16V198H15V197H11V196H10V192H9ZM11 194H13V193H11ZM14 194H13V195H14ZM16 194H17V193H16ZM21 194H22V193H21ZM23 194H24V191H23ZM23 194H22V195H23ZM29 194H30V193H29ZM33 194H34V193H33ZM39 194H40V193H39ZM166 194H167V193H166ZM172 194H173V193H172ZM178 194H179V193H178ZM182 194H183V192H182ZM197 194H198V193H197ZM204 194H203V195H204ZM207 194H208V193H207ZM234 194H235V193H234ZM36 195H38V194H36ZM43 195H45V193H44ZM43 195H42V196H43ZM209 195H210V194H209ZM224 195H225V194H224ZM227 195H228V194H227ZM229 195H230V194H229ZM237 195H238V194H237ZM237 195H236V196H237ZM260 195H261V194H260ZM263 195H264V194H263ZM263 195H262V197H263ZM0 196H3V195H0ZM6 196L8 197V195H6ZM15 196H16V195H15ZM17 196H18V195H17ZM39 196H40V195H39ZM39 196H38V198H39ZM42 196H40V197H42ZM149 196H150V195H149ZM152 196H153V194H152ZM165 196H166V195H165ZM167 196H168V194H167ZM171 196H172V195H171ZM214 196H215V195H214ZM225 196H226V195H225ZM231 196H232V195H231ZM245 196H246V195H245ZM4 197H5V196H3V198H4ZM7 197H6V198H7ZM9 197H8V198H9ZM34 197H35V195H34ZM125 197H127V196H125ZM125 197H124V198H125ZM135 197H136V199H137L139 205L142 206V205L144 204V203H143V198H144L145 196H143L142 199H140L139 196H135ZM186 197H187V196H186ZM189 197H191V195H190ZM194 197H195V196H194ZM206 197H207V196H206ZM218 197H219V196H218ZM220 197H222V196H220ZM229 197H230V196H229ZM234 197H235V196H234ZM8 198H7V199H8ZM42 198H44V197H42ZM45 198H46V197H45ZM124 198H122V199H124ZM184 198H185V197H184ZM200 198H201V197H200ZM208 198H210V197L208 196ZM216 198H217V196H216ZM216 198H215V199H216ZM242 198H243V197H242ZM247 198H248V196L246 197V199H247ZM253 198H254V197H253ZM255 198L253 199V200H254V203H256V202H255ZM1 199H2V198H1ZM12 199H10V201H11ZM32 199H33V197H32ZM46 199H47V198H46ZM46 199H45V200H46ZM145 199H146V198H145ZM185 199H186V198H185ZM189 199H190V198H189ZM189 199H188V200H189ZM204 199H205V198H204ZM212 199H213V198H212ZM212 199H211V200H212ZM226 199H227V198H226ZM250 199H251V198H249V199H247V200H250ZM260 199H261V198H259V203L261 202ZM2 200H3L2 202L5 203V199H2ZM22 200H23V199H22ZM36 200H37V199H36ZM45 200H44V201H45ZM178 200H179V198H178ZM178 200H176V201H178ZM190 200H191V199H190ZM196 200H198V199L196 198ZM216 200H217V199H216ZM218 200H219V199H218ZM223 200H224V199H223ZM227 200H228V199H227ZM253 200H252V201H253ZM262 200L264 201V198H263ZM6 201H7V200H6ZM8 201H9V199H8ZM8 201H7V202H8ZM10 201H9V202H10ZM23 201H24V200H23ZM29 201H31V200L29 199ZM46 201H47V200H46ZM46 201H45V202H46ZM144 201H145V200H144ZM180 201L183 203V200H179V202H180ZM184 201H186V200H184ZM219 201H220V200H219ZM221 201H222V200H221ZM224 201H225V200H224ZM235 201H236V200H235ZM237 201H238V200H237ZM263 201H262V202H263ZM2 202H1V203H2ZM19 202H20V197H19ZM38 202H39V201H38ZM146 202H147V201H146ZM198 202H200V199H199ZM208 202H210V201L208 200ZM214 202H215V201H214ZM226 202H227V201H226ZM228 202H229V201H228ZM238 202H239V201H238ZM257 202H258V200H257ZM13 203L17 204L18 202H14V201H13ZM21 203H22V202H21ZM41 203H42V201H41ZM126 203H127V202H126ZM185 203H186V202H185ZM185 203H183L184 206H185ZM187 203H188V202H187ZM189 203H190V201H189ZM191 203H192V202H191ZM195 203H197V202H195ZM195 203H194V204H195ZM204 203H206V202H204ZM217 203H219V202H217ZM231 203H232V202H231ZM251 203H252V202H251ZM6 204H7V203H6ZM6 204H5V205H6ZM28 204H29V203H28ZM30 204H36V203H35V202H34V203H33V202H32V203L30 202ZM94 204H95V203H94ZM104 204H105V203H104ZM174 204H175V202H174ZM174 204H172V206H174V209H175V208H177V207H175L176 205H174ZM178 204H179V203H178ZM201 204H202V203H201ZM206 204H208V203H206ZM220 204H221V202H220ZM228 204H229V203H228ZM235 204H236V203H235ZM261 204H262V203H261ZM261 204H260V206H261ZM0 205H1V204H0ZM3 205H4V204H3ZM8 205H10V204H8ZM8 205H7V206H8ZM38 205H39V204H38ZM40 205H41V204H40ZM92 205H93V204H92ZM114 205H115V204H114ZM204 205H205V204H204ZM204 205H203V206H204ZM210 205H214V203L212 202V204L210 203ZM229 205H230V204H229ZM231 205H232V204H231ZM236 205H238V204H236ZM253 205H254V204H253ZM263 205H264V204H263ZM12 206L14 207V205H12ZM18 206H19V205H18ZM20 206H21V205H20ZM34 206H35V205H34ZM96 206H97V205H96ZM125 206H126V205H125ZM179 206H181V204H180ZM187 206H188V205H187ZM192 206H193V205H190L191 208H192ZM194 206H195L196 208L198 207L197 205H194ZM206 206H208V205H206ZM206 206H204L203 208H206ZM254 206H255V205H254ZM5 207H6V206H5ZM13 207H10V208L12 209ZM15 207H16V206H15ZM26 207L28 208L27 203H26ZM86 207H87V206H86ZM90 207H91V206H89V208H90ZM97 207H98V206H97ZM123 207H124V206H123ZM181 207H183V206H181ZM185 207H186V206H185ZM188 207H189V206H188ZM226 207H227V206H226ZM232 207H233V205H232ZM263 207H264V206H261V209H263ZM10 208H9V209H10ZM24 208H25V207H24ZM94 208H96V207H94ZM113 208H114V207H113ZM113 208H112V209H113ZM127 208H128V203H127ZM127 208H126V209H127ZM178 208H179V207H178ZM183 208H184V207H183ZM191 208H190V209H191ZM199 208H202V207H200V203H199ZM203 208H202V209H203ZM239 208H240V207H239ZM3 209H4V208H3ZM3 209H2V210H3ZM9 209H7V210H9ZM14 209H15V208H14ZM16 209L18 210L17 207H16ZM31 209H32V208H31ZM37 209H38V207H37ZM90 209H91V208H90ZM96 209H97V208H96ZM99 209H100V208H99ZM158 209H159V208H158ZM169 209H170V208H169ZM12 210H13V209H12ZM12 210H11V211H12ZM21 210H22V209H21ZM21 210H20V211H21ZM27 210L29 211L30 208L26 209V211H27ZM91 210H92V209H91ZM91 210H90V211H91ZM128 210L130 211V208H129ZM131 210H132V209H131ZM181 210H182V208H181ZM14 211H15V210H14ZM14 211H13V213H14ZM26 211H25V212H26ZM32 211H33V210H32ZM34 211H35V210H34ZM34 211H33V212H34ZM84 211H86V210H84ZM93 211H94V210H93ZM134 211H135V210L132 211L133 214H136ZM169 211H170V210H169ZM175 211H176V210H175ZM185 211H186V210H185ZM203 211H205V210L203 209ZM2 212H4V211H2ZM7 212H8V211H7ZM15 212H16V211H15ZM17 212H18V211H17ZM17 212H16V213H17ZM86 212H87V211H86ZM139 212H140V211H139ZM144 212H145V211H144ZM171 212H172V211H171ZM189 212H190V211H189ZM230 212H231V211H230ZM10 213H11V212H10ZM10 213H9V214H10ZM13 213H12L11 215H13ZM16 213H15V214H16ZM19 213H20V212H19ZM19 213H18V214H19ZM89 213H91V212H89ZM89 213H88V214H89ZM137 213H138V212H137ZM146 213H147V212H146ZM178 213H179V212H178ZM178 213H175V214H178ZM181 213H182V211H181ZM204 213H206V212H203V214H204ZM15 214H14V215H15ZM91 214H93V213H91ZM127 214H129V212H128ZM141 214H143L142 211H141ZM167 214H168V212H167ZM169 214H171V213H169ZM173 214H174V211H173ZM182 214H184V213H182ZM203 214H202V215H203ZM216 214H217V213H216ZM229 214H231V213H229ZM232 214H233V212H232ZM232 214H231V215H232ZM234 214H235V213H234ZM7 215H8V214H7ZM89 215H90V214H89ZM99 215H100V214H99ZM137 215H138V214H137ZM144 215H145V214H143V216H144ZM162 215H163V214H162ZM171 215H172V214H171ZM171 215H170V216H171ZM186 215H187V214H186ZM205 215H207V214H205ZM238 215H239V214H238ZM15 216H17V215H15ZM90 216H91V215H90ZM139 216H140V215H139ZM143 216L141 215V217H143ZM146 216H148V214H147ZM166 216H168V215H166ZM181 216H182V215H180V217H181ZM227 216H228V214H227ZM227 216H226V217H227ZM85 217H86V216H85ZM85 217H84V219H85ZM97 217H98V216H97ZM97 217H94L93 219L96 220L95 218H97ZM104 217H105V216H104ZM104 217H103V218H104ZM117 217H118V216H117ZM119 217H120V216H119ZM132 217L134 218V216H132ZM141 217H139V218H140V219H143V218H141ZM159 217H160V216H159ZM172 217H173V215H172ZM174 217H175V216H174ZM176 217H177V216H176ZM182 217H183V216H182ZM182 217H181V218H182ZM200 217H201V216H200ZM204 217H205V216H204ZM206 217H207V216H206ZM208 217H209V216H208ZM212 217H213V216H212ZM114 218H115V217H114ZM135 218H136V215H135ZM147 218H148V217H147ZM162 218H163V217H162ZM214 218H215V217H214ZM214 218H213V219H214ZM219 218H220V217H219ZM219 218H218V219H219ZM229 218H230V217H229ZM229 218H228V219H229ZM231 218H232V217H231ZM81 219H83V218H81ZM98 219H99V218H98ZM117 219H118V218H117ZM136 219H137V218H136ZM184 219H186V217H185ZM189 219H190V217H189ZM189 219H188L187 222H189ZM197 219H198V218H197ZM200 219H201V218H200ZM206 219H207V218H206ZM210 219H211V216H210ZM85 220H86V219H85ZM87 220H88V218H87ZM94 220H93V221H94ZM106 220H107V218H106ZM110 220H112V218H111ZM129 220H130V219H129ZM132 220H133V219H132ZM137 220H138V219H137ZM186 220H187V219H186ZM195 220H196V219H195ZM214 220H215V219H214ZM232 220H233V219H232ZM99 221H100V220H99ZM114 221H115V220H114ZM114 221H113V222H114ZM139 221H141V220H139ZM145 221H146V220H145ZM145 221H143V222H145ZM155 221H156V220H155ZM160 221H162V220H160ZM166 221H167V220H166ZM178 221H179V220H178ZM190 221H191V219H190ZM198 221H199V220H198ZM204 221H205V220H204ZM96 222H98V220H96ZM101 222H103V221H101ZM115 222H118V221L116 220ZM119 222H120V221H119ZM121 222H122V221H121ZM121 222H120V223H121ZM126 222H127V221H126ZM137 222H138V221H137ZM141 222H142V221H141ZM153 222H154V221H153ZM164 222H165V221H164ZM174 222H175V221H174ZM182 222H183V221H182ZM184 222H185V221H184ZM201 222H202V221H201ZM221 222H222V221H221ZM223 222H224V221H223ZM223 222H222V224H223ZM94 223H95V222H94ZM98 223H99V222H98ZM98 223H97V224H98ZM108 223H109V222H108ZM111 223H112V222H111ZM128 223H129V222H128ZM135 223H136V222H135ZM157 223H158V221H157ZM157 223H156V224H157ZM166 223L168 224V222H166ZM196 223H199V222H196ZM211 223H212V222H211ZM218 223H219V222H218ZM95 224H96V223H95ZM99 224H100V223H99ZM106 224H107V222H106ZM146 224H149V223H147V221H146ZM151 224H152V223H151ZM151 224H150V225H151ZM162 224H163V222H162ZM164 224H165V223H164ZM164 224H163V225H164ZM174 224H175V223H174ZM174 224H173V226H174ZM181 224H182V223H181ZM184 224H185V223H184ZM186 224H187V223H186ZM188 224H189V223H188ZM192 224H193V223H192ZM209 224H210V223H209ZM216 224H217V223H216ZM219 224H220V223H219ZM219 224H218V225H219ZM222 224H220V225H222ZM103 225H104V224H103ZM112 225H113V224H112ZM160 225H161V223H160ZM194 225H195V226H194ZM214 225H215V224H214ZM228 225H229V224H228ZM100 226H101V224H100ZM136 226H137V225H136ZM157 226H159V225H157ZM161 226H162V225H161ZM165 226H166V224H165ZM176 226L178 227L177 224H176ZM193 226L196 227V226H198V225L193 224ZM193 226H191L190 228L192 229ZM207 226H208V225H207ZM216 226H217V225H216ZM88 227H89V226H88ZM134 227H135V226H134ZM139 227H140V226H139ZM180 227H181V226H180ZM143 228H144V227H143ZM153 228H154V227H153ZM162 228H163V227H162ZM164 228H165V227H164ZM164 228H163V229H164ZM184 228H185V227H184ZM187 228H188V227H187ZM190 228H189V229H190ZM199 228H201V227H199ZM205 228H206V227H205ZM220 228H221V227H220ZM156 229H157V228H156ZM181 229H182V228H181ZM191 229H190V230H191ZM98 230H100V228H99ZM152 230H154V229H152ZM160 230H162V229H160ZM176 230H178V229H176ZM185 230H186V228H185ZM194 230H195V228H194ZM196 230H198V228H196ZM205 230H206V229H205ZM155 231H156V230H154V232H155ZM178 231H180V230H178ZM187 231H188V230H187ZM192 231H193V230H192ZM200 231H201V230H200ZM202 231H203V230H202ZM148 232L150 233V230H148ZM171 232H172V231H171ZM175 232H176V231H175ZM185 232H186V231H185ZM185 232H184V233H185ZM188 232H189V234H190V231H188ZM188 232H186V233L188 234ZM195 232H196V231H195ZM195 232H194V233H195ZM191 233H192V232H191ZM137 234H138V233H137ZM169 234H170V233H168V235H169ZM171 234H172V233H171ZM138 235H139V234H138ZM153 235H154V234H153ZM157 235H158V234H157ZM157 235H156V236H157ZM164 235H165V234H164ZM185 235H186V234H185ZM139 236H140V235H139ZM156 236H155V237H156ZM158 236H159V235H158ZM187 236H188V235H187ZM187 236H186V237H187ZM186 237L184 238V240L187 239ZM112 238H113V237H112ZM167 238H168V237H167ZM174 238H175V237H174ZM181 238H182V237H181ZM190 238H191V237H190ZM168 240H169V239H168ZM170 240H171V238H170ZM170 242H172V241H170ZM180 242H182V241H180ZM172 243H173V242H172ZM166 244H167V243H166ZM166 244H163V245L165 246ZM174 244H175V243H174ZM167 245H168V244H167ZM169 245H171V244L169 243ZM169 245H168V246H169ZM176 245H178V244H176ZM171 246H172V245H171ZM173 246H174V245H173ZM182 246H183V245H182ZM165 247H166V246H165ZM169 248H170V247H169ZM172 248H173V247H172ZM172 248H171V249H172ZM175 248H176V247H175ZM171 249H170V250H171ZM174 250H175V249H174ZM176 250H177V249H176ZM166 251H167V250H166ZM166 251H165V252H166ZM171 251H173V250H171ZM177 251H179V250H177ZM172 253H173V252H172ZM172 253H171V254H172ZM174 253H176V252H174ZM174 253H173V254H174ZM171 254H169V255L171 256ZM176 254H177V253H176ZM183 256H184V255H183ZM174 257H175V256H174ZM176 257H177V256H176ZM178 259H179V258H178ZM173 260H174V259H173ZM173 260H171V261H173ZM175 260H176V259H175ZM178 261H179V260H178ZM178 261H177V262H178ZM149 264H150V263H149ZM179 264H180V263H179Z\"/></svg>","mask_w":264,"mask_h":264}]
</instances>
